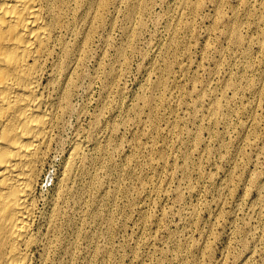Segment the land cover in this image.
<instances>
[{
  "label": "rangeland",
  "instance_id": "rangeland-1",
  "mask_svg": "<svg viewBox=\"0 0 264 264\" xmlns=\"http://www.w3.org/2000/svg\"><path fill=\"white\" fill-rule=\"evenodd\" d=\"M111 1V2H110ZM115 3H114V2ZM120 1V2H119ZM150 1V0H149ZM152 1V2H151ZM149 2L148 5H152L151 8L148 6L147 9L145 10V13L144 11L141 12L143 13V15L141 13L140 14V17H139V14L136 15V18L134 20V24L132 23V28H135L136 30V33H139V36L138 34H135V36H128L127 34L125 35V32L123 30V28L126 26V22H122V21H126V20H123V18L125 19L124 17V14L125 13V9L127 7V0H109V3L105 6V8L103 9L102 11V15H103V22H99V23H96V25L94 26L95 28H93L94 30H92V33H91V38L88 42V48H87V51H86V55L84 56L83 60H82V64H78L77 65V68L75 66V72L73 70V74H72V87H71V95H70V100L69 103V107H67L68 110L63 109L64 111L60 110L58 111V115L59 119H61L62 123H63V126H62V123L61 121L59 120L58 121V125L56 124L54 127V130H53V134H52V140H51V143H50V149H48L47 151V154H46V157L44 159V162H43V165H42V168H41V172H40V175L38 177V180H37V185H36V188H35V195H36V208H35V213H34V217H33V228L35 231H38L39 234L41 235H44V238H43V241L42 242H45V244L47 245H44V248H43V245H42V242H36L34 243L32 249H31V253H30V264H91V262L94 260L96 262V264H264V88H263V92L261 94H254L253 92H251L248 88L247 90V85H246V81L247 79L251 78L252 76L258 81L260 80L261 76L263 75L264 73V67L263 65L261 64L260 62V59L262 58V55L264 54V16H260L261 15H264V4L262 5L261 2L264 3V0H248L249 3V9L246 10H242V6L239 2H235V0H217V1H221V12L222 15H221V18L222 19H219V22H218V17H217V14L215 13V8L213 7L214 4L211 2L209 3V1H206L205 3V7L203 6L199 11L198 13L196 12V14H192L190 15L189 17L185 18V19H189L191 21V19L194 18V22L193 20L191 21V28L190 29H185L182 27V25L180 24H177L178 27H176V32H177V35H178V38L183 41H186L185 42V45H187V47L185 45H178L176 47L178 48H173V52L172 50H170L169 52L171 53H166L165 55L166 56H171V54L174 53L175 51V54H176V59L177 57L179 56L180 58H182V60L180 61L179 59H175L174 61V66H173V70L169 73V74H166L169 75L167 77L164 76V79H166L165 83H166V86L165 87H160L161 89H166L164 91H162L160 88L158 89V93L156 91H154V95L155 97H159L162 92L164 93V95L167 97H165L166 101L165 103H158V107L156 109V112H157V128L159 129V135L158 133L156 132H153V130H150L148 127H146L144 125V122L143 120H145V117L147 116V113H148V110L146 108H144L143 110H141L140 112V116H139V119H137L138 117L136 116V114H134L133 110H132V105H134L135 103H137L138 99H137V94L141 93V92H144V91H147V93H151L149 92L150 89L148 87H146L147 85H149V83H151V81H153L154 79H156L157 75L159 76L160 74H162V66H163V58H162V55L160 56V51L162 52V50L165 48L166 46V37H168V35L166 36V32H167V28H166V25L169 26L170 24V21L168 19H170V11L172 12V14H175V10L177 11L178 9V2L176 0H151ZM162 1V2H161ZM164 1V2H163ZM169 1V2H168ZM216 1V0H214ZM224 1V3H223ZM255 1V3H254ZM154 2V3H153ZM158 2V3H157ZM160 2V4H159ZM260 2V3H259ZM125 3V4H123ZM175 3V5L173 4ZM231 3V4H230ZM236 3V4H235ZM239 3V4H238ZM112 4V5H111ZM119 4V5H118ZM212 4V5H211ZM223 4V5H222ZM226 4H229V6L231 7L230 10H227L226 11V8L229 9L230 7ZM234 4V5H233ZM259 4V6H258ZM126 7H125V6ZM164 5V6H163ZM166 5V7H165ZM169 5V8H170V11H169V8L168 10H165L167 9ZM225 5V6H224ZM262 5V7L260 6ZM112 6V7H111ZM119 6V7H118ZM123 6V7H122ZM252 6V8H251ZM116 7V8H115ZM175 7V8H174ZM225 7V8H224ZM234 7V9L236 8V13L238 14V16L241 18L242 20V35H244V39H245V43L243 45H239L238 44H233L230 42V40L227 38L226 34H225V27L227 25V23L229 22V20L231 19V16H233V11L234 9L232 10V8ZM258 7V8H256ZM121 8V9H119ZM150 10H149V9ZM153 8V9H152ZM212 8V9H211ZM241 8V9H240ZM262 10H261V9ZM109 9V10H108ZM118 9L120 11H118ZM253 9H256V10H253ZM258 9V10H257ZM113 10V11H112ZM122 10V11H121ZM150 12H149V11ZM165 10V11H164ZM173 10V11H172ZM213 10V11H212ZM225 10V11H224ZM232 10V11H231ZM240 10V11H239ZM253 10V12H252ZM118 11V13H117ZM124 11V12H123ZM168 11V13H167ZM230 11V12H229ZM250 11V12H249ZM259 11L261 13H259ZM106 12V13H105ZM123 12V13H121ZM164 12V13H163ZM166 12V13H165ZM206 14H204V13ZM257 13L259 14L258 16V19L260 18V20L256 19L255 16L253 17V13ZM263 12V13H262ZM109 13V14H108ZM211 13L213 15H211ZM106 14V15H105ZM115 14V15H114ZM117 14V15H116ZM147 14V15H146ZM150 14V15H149ZM168 14V15H167ZM198 14V15H197ZM204 14V15H203ZM216 14V16H214ZM226 14V15H225ZM240 14V15H239ZM246 14V18H244ZM108 15V17H107ZM114 15V16H112ZM122 15V16H121ZM142 15V17H141ZM145 15V16H144ZM153 15V16H152ZM156 15L158 17H156ZM167 15V16H165ZM203 15V17H202ZM206 15H209V16H206ZM211 15V16H210ZM229 15V16H227ZM115 16H116V19H115ZM138 16V17H137ZM147 16V18H146ZM149 16V17H148ZM151 16V18H150ZM165 16V17H164ZM195 16L197 18H195ZM199 16V18H198ZM205 16V17H204ZM217 19H214V17ZM226 16V18H224ZM252 16V17H251ZM111 19H110V18ZM161 17H162V20H161ZM213 17V18H212ZM107 18V19H106ZM121 18V19H120ZM142 18V19H141ZM155 18V19H154ZM157 18L159 20H157ZM210 18V19H209ZM229 20H228V19ZM248 18V19H247ZM114 21H113V20ZM200 19V21H199ZM202 19V20H201ZM214 19V20H213ZM226 19V20H225ZM255 19V20H254ZM107 20V21H106ZM122 20V21H120ZM145 20V21H144ZM156 23H155V21ZM197 20V21H196ZM207 20V21H206ZM221 20V21H220ZM225 20V21H224ZM249 20V22H248ZM252 20V21H251ZM254 20V21H253ZM259 21V23L257 21ZM108 21H110L108 23ZM111 21H113V27L111 26ZM139 21H141L143 23L140 24L138 23ZM144 21V22H143ZM159 21V22H158ZM165 21V22H163ZM169 21V22H168ZM212 21V22H211ZM263 21V22H261ZM107 22V23H106ZM116 22V23H115ZM167 22V23H166ZM203 22V24L201 23ZM210 22V23H209ZM218 22V23H217ZM224 24H223V23ZM245 22V24H244ZM256 24H255V23ZM135 23H138L135 24ZM165 23V25L163 24ZM198 25H197V24ZM201 23V24H200ZM214 23V25H212ZM220 23V24H219ZM253 23V25H252ZM98 24V25H97ZM103 24L105 26V28H103ZM106 24V25H105ZM123 24V25H122ZM156 24V25H155ZM199 24L201 26H199ZM212 26H211V25ZM255 24V25H254ZM258 24L260 26V28L258 27ZM101 25V27H100ZM110 27H109V26ZM139 25H142L139 26ZM161 25V26H160ZM225 25V26H224ZM247 27H246V26ZM250 25V26H248ZM252 25V26H251ZM257 25V27H256ZM100 28H99V27ZM107 26V27H106ZM161 28H160V27ZM165 26V27H164ZM199 26V27H198ZM211 26V27H209ZM214 26V27H213ZM219 26V27H218ZM85 27V25H84ZM97 27V28H96ZM140 31H139V29ZM180 27V28H179ZM194 27V28H193ZM209 27V28H207ZM213 27V28H212ZM217 28V29H214V28ZM250 27V28H249ZM112 28V29H111ZM159 28V29H158ZM166 28V29H165ZM182 28V29H181ZM207 28V29H205ZM246 28V29H245ZM255 28L257 30H255ZM156 29V30H155ZM185 29V30H184ZM200 29V30H199ZM262 29V31H260ZM106 30L108 31V33L106 32ZM159 30V32H158ZM164 30V31H163ZM166 30V31H165ZM179 30H184V31H179ZM190 30V32L188 31ZM196 30H198L196 33ZM207 30V31H205ZM211 30V31H209ZM214 30V31H213ZM245 30V31H244ZM101 31V33H99ZM122 31V32H121ZM156 31V32H155ZM179 31V32H178ZM187 31V32H186ZM200 31V32H199ZM203 31H205L203 33ZM213 31V32H212ZM217 31V32H216ZM98 32V33H97ZM106 32V34H105ZM122 34H121V33ZM124 32V33H123ZM155 32V33H154ZM163 32V33H162ZM184 32H185V35H184ZM192 32V33H191ZM195 34H194V33ZM211 32V33H210ZM220 32L221 35H220ZM224 32V33H223ZM249 32V33H248ZM260 32H262L260 34ZM104 33V34H103ZM163 35H162V34ZM202 33V34H201ZM258 33V35H257ZM96 34V35H95ZM101 34V35H100ZM108 34V35H107ZM121 34V35H120ZM160 34V35H159ZM168 34V32H167ZM183 34V35H181ZM208 34V35H207ZM214 34V35H213ZM219 36H218V35ZM225 36H224V35ZM246 34V36H245ZM261 35V39H260V35ZM104 35V36H103ZM137 35V36H136ZM181 35V37H180ZM194 35V36H193ZM216 35V36H215ZM254 37H252V36ZM106 36V37H105ZM121 36V37H120ZM125 36V38H124ZM157 36V37H156ZM158 36L161 38H158ZM162 36V37H161ZM164 36V37H163ZM190 36V37H189ZM193 36V37H192ZM209 36V37H208ZM252 38H250V37ZM256 36V37H255ZM259 36V37H258ZM102 37V38H101ZM105 37V38H104ZM129 37V38H128ZM134 37V38H133ZM136 37H139V38H136ZM192 37V38H191ZM216 37V38H215ZM263 37V38H262ZM105 41H102L104 40ZM106 38H107V41H106ZM134 39V40H131ZM156 38V39H155ZM158 38V39H157ZM188 38V39H187ZM212 38V39H210ZM250 38V39H249ZM126 41V43H131V46L127 44H124L125 42L122 43V41ZM124 39V40H123ZM186 39V40H185ZM214 39V40H213ZM216 39V40H215ZM219 39V40H218ZM222 39V40H221ZM249 39V40H248ZM254 39V40H252ZM256 41L257 40H260V41ZM131 40V41H130ZM160 40V41H159ZM162 40V42H161ZM164 40V42H163ZM191 40V41H189ZM211 40V41H210ZM225 40V41H224ZM227 40V41H226ZM261 40L263 42H261ZM121 41V42H120ZM127 41H130V42H127ZM218 41V42H217ZM222 41V42H221ZM249 41V42H248ZM251 41V43H250ZM253 41V42H252ZM111 42V46H110V43ZM133 42V43H132ZM157 42V43H155ZM189 42V43H188ZM209 42V43H208ZM214 42V43H213ZM230 42V43H229ZM259 42L262 44L260 45ZM97 43V44H96ZM108 43V44H107ZM122 43V44H121ZM150 43V44H149ZM153 43V44H152ZM188 43V44H187ZM207 43V44H205ZM213 43V44H212ZM220 43V44H219ZM228 43V45H227ZM104 44V45H103ZM124 44V45H123ZM134 44V46H133ZM160 47V44H164L163 46L161 45V47L158 49V47ZM191 44V45H190ZM210 44V45H209ZM217 44V45H216ZM225 44L227 45L225 47ZM248 44V45H247ZM259 44V45H258ZM102 45V47H101ZM117 45H121V47L123 46V50H124V53L122 51V55L118 56L116 55L117 51H116V46ZM147 45H150V46H147ZM189 45V46H188ZM194 45V46H192ZM205 45V46H204ZM207 45L209 48H207ZM216 45V46H215ZM232 45V47H231ZM245 45V46H244ZM251 45V46H249ZM255 45V46H254ZM97 46V47H96ZM109 48H108V47ZM130 46V47H129ZM183 46V47H182ZM215 46V47H214ZM222 46V47H221ZM225 48H224V47ZM238 46V48H237ZM242 48H241V47ZM248 46V47H247ZM262 46L263 47V50H262ZM91 47V48H90ZM105 47V48H103ZM127 47V48H126ZM131 47L135 48V49H131ZM149 47V48H147ZM151 47L154 49L152 50ZM180 47V48H179ZM187 48L189 50V47H190V50H189V53H187L188 51H186L187 49H184ZM202 47V48H201ZM206 47V48H204ZM216 48L214 50V48ZM229 47V48H228ZM255 47H258V48H255ZM90 48V49H89ZM93 48V49H92ZM99 50H98V49ZM108 48V49H107ZM120 46H118V49L119 50ZM146 48V49H145ZM183 48V50H181ZM194 48V49H192ZM222 48H224L223 50H226V51H223ZM236 48V49H235ZM104 49V50H102ZM106 49V50H105ZM155 49H158V50H155ZM175 49V50H174ZM177 49V50H176ZM179 49V50H178ZM200 49V50H199ZM209 49V51H208ZM212 49V51H211ZM235 49V50H234ZM241 49V50H240ZM245 49H248V56L247 58H245L243 56V52ZM128 52H127V51ZM147 50V51H145ZM181 50V52H180ZM185 50V51H184ZM192 50V51H191ZM219 50V51H218ZM223 54H222V52ZM257 50V51H256ZM262 52H261V51ZM92 53H91V52ZM103 54H102V52ZM131 51V52H129ZM153 53H152V52ZM156 51V52H155ZM158 51V52H157ZM183 51V52H182ZM198 51V52H197ZM216 53H215V52ZM232 51V52H231ZM241 51V52H239ZM95 52V53H94ZM99 54H98V53ZM115 52V53H114ZM149 55H147L146 53ZM151 52V53H150ZM203 52V53H202ZM214 52V53H213ZM220 52H221V55H220ZM234 52V54H233ZM260 52V53H259ZM106 57H105V55ZM147 55V57L144 55ZM155 53V54H154ZM159 53V55H158ZM181 53H185V55H189L190 56H185L184 54H181ZM195 53V54H193ZM199 53V54H198ZM207 53V54H206ZM209 53V54H208ZM92 56V57H90ZM104 57H102V55ZM115 54V55H113ZM129 54V55H128ZM178 54V56H177ZM207 55L206 57L204 55ZM212 54V56H211ZM219 54V56H218ZM231 56H229V55ZM97 55V56H96ZM152 55V56H151ZM156 55V56H155ZM182 55V56H181ZM195 55V56H194ZM211 57H210V56ZM216 55V56H214ZM232 55L234 57H232ZM236 55V56H235ZM241 55V56H240ZM99 56V57H98ZM114 56V58H113ZM118 56V57H117ZM122 56V58H121ZM125 56L127 58H125ZM199 56V57H198ZM201 56V58H200ZM224 58H223V57ZM261 56V57H260ZM98 57V58H97ZM102 57V58H101ZM117 57V59L115 58ZM124 57V58H123ZM145 57V58H144ZM158 57H161V58H158ZM188 57H190L191 59H189ZM207 58V59H204ZM209 57V58H208ZM214 57V58H213ZM220 57H221V60H220ZM230 57V59H229ZM238 59H237V58ZM259 57V61L257 60ZM96 58V59H95ZM120 58V59H119ZM144 58V59H143ZM155 58V59H154ZM196 58V59H194ZM219 58V59H218ZM228 58V59H227ZM245 58V60H244ZM252 58V60L250 59ZM117 61H116V60ZM123 59H127L126 62L125 60L123 61ZM159 62H158V60ZM161 59V60H160ZM184 59V60H183ZM194 59V60H193ZM210 59V60H209ZM212 59V60H211ZM215 59V61L213 60ZM218 59V60H217ZM235 59V61H234ZM255 59V60H254ZM101 60H103L101 62ZM191 60V61H190ZM200 60V61H198ZM220 60V61H219ZM224 60V61H223ZM226 60V62H225ZM232 60H233V67L232 66ZM250 63V67L247 68V64H245L247 61ZM100 61V62H99ZM112 61L114 62L112 64ZM118 61H122L121 62H118ZM152 61V62H150ZM185 61V62H184ZM188 61V63H187ZM199 63H198V62ZM219 61V62H218ZM241 61V62H240ZM244 61H246L245 63H243ZM258 61V62H257ZM85 62V63H84ZM98 62L101 64V65H98ZM109 62V63H108ZM118 64H117V63ZM150 62V64H148ZM177 62V63H176ZM191 64H190V63ZM198 63V64H195ZM218 62V63H217ZM223 62V63H222ZM228 62V63H227ZM230 62V64H229ZM241 64H240V63ZM257 62V63H256ZM152 63H155V64H159V65H153ZM182 63H184L185 65V68L186 70L188 69V71H181L178 67V64L180 66H182ZM187 63V65H186ZM226 63V64H225ZM238 63V64H237ZM243 63V64H242ZM256 65H255V64ZM261 65H259V64ZM84 64V65H83ZM97 64V65H96ZM116 66V68H119L118 70L115 69L116 71V78L115 80H111L108 84V81H107V77H108V73H109V70L111 67ZM147 66H146V65ZM190 64V65H189ZM224 64V65H222ZM229 64V65H228ZM82 65V66H80ZM108 65V66H107ZM125 65V66H124ZM145 65V66H144ZM176 65V66H175ZM183 65V66H184ZM193 65V66H192ZM217 65L220 66L217 68ZM228 65V66H227ZM242 65V66H241ZM255 66V67H252V66ZM121 66V67H120ZM153 66V67H152ZM216 66V68H215ZM232 66V67H231ZM238 66V67H237ZM260 66V67H259ZM82 67V68H81ZM84 67V68H83ZM145 67V68H143ZM152 69H151V68ZM157 67V68H156ZM196 67H198L197 71H196ZM201 67V68H200ZM222 67V68H221ZM225 67V68H224ZM227 67H230V68H227ZM257 67V68H256ZM263 67V68H262ZM104 68V69H102ZM109 68V69H108ZM122 68V69H121ZM148 68V69H146ZM156 68V71L155 73L152 72L154 71ZM178 68V69H176ZM240 68V69H239ZM254 68V69H253ZM262 68V70H261ZM77 69V70H76ZM81 69V70H79ZM102 69V70H100ZM191 69V70H190ZM202 69V70H200ZM214 69V70H213ZM223 69V70H222ZM84 70V72H83ZM107 70V72H106ZM125 72H121V71ZM143 70H145L144 72L145 73H142ZM149 72H148V71ZM161 72H160V71ZM181 71L179 73V71ZM193 70V71H192ZM194 70L196 72H194ZM210 70V71H209ZM212 70V71H211ZM217 70V71H216ZM219 70V71H218ZM227 70V71H226ZM238 70V71H237ZM247 70V71H246ZM252 70V71H251ZM258 70V71H257ZM78 71V72H77ZM82 71V73L80 72ZM98 71V72H97ZM106 72V73H103V72ZM120 71V72H119ZM205 71V72H204ZM226 72V73H223ZM229 71V72H228ZM233 71V72H232ZM235 71V73H234ZM261 71H262V74H261ZM48 72V73H47ZM50 71L48 69L45 70L44 72V77H43V81L46 82L48 78H50L49 76V73ZM102 72V73H101ZM118 72V73H117ZM147 72V73H146ZM152 72V73H151ZM194 72V73H193ZM198 72V73H197ZM209 72V74H208ZM216 72V73H215ZM219 72V73H217ZM258 72V73H257ZM122 73V75H121ZM188 73V74H187ZM211 73V74H210ZM232 73V74H231ZM246 73V74H245ZM249 73V75H248ZM252 73V74H251ZM256 73V74H255ZM79 74V75H78ZM82 74V75H80ZM106 74V75H105ZM119 74V75H118ZM144 74V75H143ZM146 74V75H145ZM172 74H174L175 76L173 77ZM179 74L181 77H179ZM184 74V75H182ZM186 74V75H185ZM197 74V75H196ZM199 74V75H198ZM214 76H213V75ZM218 74V75H217ZM226 74V75H224ZM228 74V75H227ZM229 74L231 76L232 79H234V81L236 82L237 81V84H238V89L237 91L231 89V88H224V84L225 83V80L226 77L227 78H230L229 77ZM236 77H234L235 75ZM94 75V76H93ZM105 75V76H103ZM149 75V76H148ZM224 75V76H222ZM261 75V76H260ZM75 76V77H73ZM79 76V77H78ZM81 76V77H80ZM97 76V77H96ZM99 76V78H98ZM120 76V77H118ZM155 76V77H154ZM186 76V77H185ZM210 76V77H209ZM244 78V80L240 77ZM259 76V77H258ZM104 77V78H103ZM142 77V78H141ZM168 77L173 80L171 81L170 79H168ZM184 77V78H182ZM196 79H194V78ZM213 77V78H212ZM222 77H224L222 79ZM246 77V78H245ZM78 78V80H76ZM92 78V79H91ZM96 78V79H95ZM144 78V79H143ZM173 78V79H172ZM178 78V79H177ZM179 78H182L184 80H181ZM237 78V79H236ZM75 79V80H74ZM147 79V80H146ZM152 79V80H151ZM177 79V80H176ZM196 82H194L193 81ZM213 79V80H212ZM216 79V80H215ZM225 79V80H224ZM241 80V83H240V80ZM91 80V81H90ZM117 80V81H116ZM141 80V81H140ZM144 80V82H143ZM169 80V81H168ZM180 80V81H179ZM199 80V81H198ZM212 80V81H211ZM220 80V81H219ZM224 80V81H223ZM82 81V82H81ZM105 81V82H104ZM146 81V82H145ZM171 81V82H170ZM188 81V82H187ZM209 81V82H208ZM215 81L217 82L216 85H215ZM245 81V82H244ZM74 82V83H73ZM107 82V83H106ZM115 82V83H113ZM144 84H143V83ZM171 84H169V83ZM184 83V84H180V83ZM193 82L194 84H191ZM200 82V83H199ZM220 82V83H219ZM76 83V86H74ZM79 83V84H78ZM83 84V87L81 84ZM91 83V84H90ZM139 83V84H138ZM148 83V84H147ZM190 85H189V84ZM209 83V84H208ZM78 84V86H77ZM175 84V85H174ZM178 84V85H177ZM208 84V85H206ZM213 84L215 85L214 87H211L213 86ZM221 87H220V85ZM105 85H108V86H105ZM113 85V86H112ZM145 85V86H144ZM174 85V86H173ZM177 85V87H176ZM185 85V86H184ZM192 85H195L196 88H194V91L191 89V87H194ZM219 85V86H218ZM104 86V87H103ZM111 86V87H110ZM141 88H140V87ZM144 86V87H143ZM208 86V87H207ZM240 86V87H239ZM264 86V85H263ZM75 87V88H74ZM81 87V88H80ZM106 87V90L104 89ZM138 87V89H137ZM143 87V89H142ZM172 87V88H171ZM174 87V88H173ZM180 87V88H179ZM183 87V88H182ZM198 87V88H197ZM207 87V88H206ZM217 87V89L215 88ZM223 87V88H222ZM244 87V88H243ZM111 88V90L109 89ZM114 91H113V89ZM175 88H178L179 91L181 92H176L178 91V89H175ZM182 88V89H181ZM210 88H213L215 90H211ZM222 88V90H221ZM241 88V89H240ZM79 89V90H78ZM84 89V90H83ZM104 89V90H102ZM109 89V91H108ZM142 89V91H141ZM149 89V90H148ZM175 89V91H174ZM181 89V90H180ZM184 89V90H183ZM244 89V90H243ZM73 90V91H72ZM81 90V91H80ZM117 90V91H116ZM140 90V91H139ZM167 90V92H166ZM170 90V92H169ZM234 91V94H233V91ZM76 91V92H75ZM80 91V92H79ZM107 91V92H106ZM112 91V93H111ZM121 91V92H120ZM172 91V92H171ZM189 91V92H188ZM212 91V92H210ZM215 91V92H214ZM223 91V92H221ZM243 91V92H242ZM105 92V93H103ZM120 92V93H119ZM135 92V93H134ZM169 92V93H168ZM185 96H184V94ZM188 92V93H187ZM196 92H198L196 94ZM204 92L206 94H204ZM221 95H219L220 93ZM226 92V93H225ZM231 92V93H230ZM237 92V93H235ZM240 92V93H239ZM245 92V93H244ZM79 93V95H78ZM109 93L107 96L106 94ZM111 93V94H110ZM119 93V94H118ZM134 93V94H133ZM137 93V94H136ZM166 93V94H165ZM177 93L178 97L175 96V94ZM190 93V94H189ZM194 93V94H193ZM216 93V95L214 94ZM224 93V94H223ZM73 94V95H72ZM75 94V95H74ZM157 94V95H156ZM189 94V95H188ZM192 94V95H191ZM203 94V96L201 95ZM214 94V95H213ZM232 94V96L230 95ZM237 94V95H236ZM77 95V96H76ZM81 95V96H80ZM133 95V96H132ZM173 95V96H172ZM191 95V96H190ZM223 95V96H222ZM242 95V97H241ZM244 95V96H243ZM256 97L255 99L254 98H251V97ZM262 95V96H261ZM80 96V97H78ZM136 96V97H134ZM171 96V97H169ZM182 96V97H181ZM197 99H195V97ZM202 96V97H201ZM217 96V98H222L224 99V102L227 103V106L224 110V115H225V118L222 119V121H218V122H215L213 124H209L208 122V116H209V110H210V107H211V100L212 98ZM233 96L235 98H233ZM237 96H239L237 98ZM261 96V97H260ZM127 97V98H126ZM131 97V99H129ZM184 97V98H183ZM191 97V98H190ZM206 97V98H205ZM209 97V98H208ZM229 97V98H228ZM230 97H231V100H230ZM250 97V98H249ZM260 99H258V98ZM81 98V99H80ZM133 98V99H132ZM172 98V99H170ZM174 98V100H173ZM177 98V99H175ZM180 100H179V99ZM193 98H194V102H193ZM204 100V102L201 101ZM237 98V99H236ZM240 98V100H239ZM263 98V99H261ZM105 99V100H104ZM126 99V100H125ZM129 99V100H128ZM168 99V100H167ZM234 99V100H233ZM261 103H259L258 101ZM82 100V101H81ZM133 100V101H132ZM179 100V101H178ZM191 100V102H190ZM196 100V101H195ZM207 100V101H206ZM227 100V101H226ZM246 100V102H244ZM251 102H250V101ZM253 100L256 101L255 103H253ZM263 100V101H262ZM75 101V102H74ZM105 101V102H104ZM117 101V102H116ZM124 103H123V102ZM128 101V102H127ZM132 101V102H131ZM171 101V102H170ZM179 103H178V102ZM184 101V102H183ZM201 101V102H200ZM232 101V102H231ZM73 102V103H72ZM77 102L81 103V104H77ZM113 102V104H111ZM120 102V103H119ZM122 102V104H121ZM126 102V103H125ZM169 102V103H168ZM188 104H186V103ZM229 102V104H228ZM239 102H242V105L240 106L241 103ZM248 102V103H247ZM104 105V107H100L102 104ZM109 103V104H108ZM117 103V104H116ZM132 103V105H131ZM192 105H191V104ZM203 103V104H202ZM208 103V104H207ZM231 103V104H230ZM234 103V104H233ZM237 105L238 103V107L235 105ZM243 103H246V104H243ZM259 103V104H258ZM77 104V106H76ZM163 104V105H162ZM165 104V105H164ZM168 106H167V105ZM172 104V105H171ZM176 106H174V105ZM178 104V105H177ZM180 104V106H179ZM185 104V105H184ZM195 104V106L193 105ZM197 104V105H196ZM202 104V105H201ZM253 104V105H252ZM256 106H255V105ZM82 105V106H81ZM107 105V106H106ZM110 105V107H108ZM116 107H115V106ZM117 105H121L120 107L122 108L121 110V113H120V107L117 106ZM124 105V106H123ZM130 105H131V108H130ZM206 105V106H205ZM210 105V107H208ZM231 105V106H230ZM249 105V107L247 106ZM80 106V107H79ZM174 106V107H173ZM200 106V107H199ZM231 108H230V107ZM235 108H234V107ZM251 106V107H250ZM253 106V107H252ZM76 107V108H75ZM78 107V108H77ZM84 107V108H83ZM128 110H127V108ZM172 107V108H170ZM177 109H176V108ZM194 110H193V108ZM197 107V108H196ZM229 107V109H228ZM246 107V108H244ZM75 108V110H74ZM80 108V109H79ZM83 108V109H82ZM110 108V109H109ZM120 108V109H119ZM163 108V110H162ZM200 108V110L198 109ZM206 108V109H205ZM209 108V110H208ZM241 108V110L239 111V109ZM252 108L253 110L255 111H252ZM100 111H99V110ZM103 109V110H102ZM107 109V110H106ZM117 109V110H116ZM131 109V110H130ZM167 109V110H166ZM177 111H175V110ZM179 109V111H178ZM244 109V110H243ZM70 110V111H69ZM72 110V113H70ZM80 110V111H79ZM112 110V112H111ZM116 110V111H115ZM166 110V111H165ZM196 110V111H195ZM208 110V111H206ZM233 110V112H232ZM237 111V114L235 113ZM246 110V111H245ZM249 110V111H248ZM67 111L69 113H67ZM99 111V113H98ZM109 111V112H108ZM124 111V112H123ZM127 111H129L127 113ZM147 111V112H145ZM193 111V112H192ZM230 111V112H229ZM239 111V112H238ZM245 111V112H244ZM252 111V112H251ZM77 112V113H76ZM81 114H78L80 113ZM104 112V113H103ZM144 112V113H143ZM162 112V113H161ZM175 112V113H174ZM177 112V113H176ZM206 112V113H205ZM208 112V113H207ZM242 114H241V113ZM256 112V113H255ZM95 113V114H94ZM97 113V114H96ZM112 113V114H110ZM117 113V115H116ZM168 113V114H167ZM169 113H171L172 115H170ZM197 113V114H196ZM201 113V114H200ZM236 115H234V114ZM251 113V114H250ZM254 113V115L256 116H252V114ZM69 114V115H68ZM72 114V115H71ZM78 114V115H77ZM99 114V115H98ZM101 114V115H100ZM129 114L128 117H126L127 115ZM133 114V115H131ZM162 114V115H161ZM192 114V115H191ZM200 114V115H198ZM206 114V115H204ZM228 114V116H227ZM244 114V116H243ZM97 118L98 116V119H94L95 117ZM104 115V116H103ZM114 115V116H113ZM122 115V116H121ZM135 115V117H133ZM160 117H159V116ZM165 115V116H164ZM174 119H172L170 116ZM175 115V116H174ZM178 115V116H177ZM230 115V117H229ZM234 115V117H233ZM70 116V117H69ZM76 116H81L82 118L84 119H81V117H79V119L76 117ZM109 116V118L107 117ZM111 116L113 118H111ZM121 116V117H120ZM162 116V117H161ZM191 116V117H189ZM205 118H204V117ZM69 117V118H68ZM123 117V119H122ZM125 117V118H124ZM131 117L135 118V119H131ZM181 119H180V118ZM185 117V118H183ZM189 117V118H188ZM194 117V118H193ZM198 117V118H197ZM227 117V118H226ZM229 117V118H228ZM239 117V118H238ZM249 117V118H248ZM64 118L66 120H64ZM105 121H104V119ZM118 118V119H116ZM162 118V119H160ZM165 120H164V119ZM178 118V119H177ZM192 118V119H191ZM234 118V119H232ZM251 118H253L251 120ZM77 119V120H76ZM103 119V120H102ZM109 119V120H107ZM125 119V120H124ZM128 119L130 121H128ZM169 119V121H167ZM172 119V120H171ZM197 119V120H195ZM200 119V120H199ZM203 119V120H201ZM237 119V120H236ZM248 121H247V120ZM94 120V121H93ZM114 123L111 124V121ZM116 120V121H115ZM124 120V121H123ZM134 120V121H133ZM139 120V121H138ZM142 120V122H141ZM175 120V121H174ZM179 120V121H178ZM185 120V121H184ZM207 122H206V121ZM243 122H242V121ZM251 120V121H250ZM67 121V122H66ZM94 124H93V122ZM99 121V123H97ZM121 121V122H120ZM163 123H162V122ZM188 121V122H187ZM194 121V122H193ZM200 121V123H199ZM230 121V123H229ZM250 121V122H249ZM253 121V122H252ZM259 121V122H258ZM66 122V123H65ZM92 122V123H91ZM107 122V123H106ZM120 122V123H119ZM124 124V127L121 126L120 124ZM126 122V123H124ZM128 122L130 123V125L128 124ZM132 122V123H131ZM137 122V123H136ZM164 122L169 123V125L165 124L164 125ZM185 122V123H184ZM228 122V123H227ZM233 122V123H232ZM257 122V124L255 123ZM61 123V124H60ZM97 123V124H96ZM102 123V124H100ZM118 126V123H119V126L117 129H112L110 128L111 125H116ZM140 123V124H139ZM160 123V124H159ZM179 123V124H178ZM219 123V124H218ZM230 124L229 126L227 124ZM65 124V125H64ZM100 124V125H99ZM108 127H107V125ZM111 124V125H109ZM171 124V125H170ZM198 124V125H197ZM210 126H209V125ZM216 124V125H215ZM222 124V125H221ZM225 124V125H223ZM77 125H79L78 127H76ZM128 125V126H127ZM134 125V126H133ZM136 125V126H135ZM140 125V126H139ZM144 128H143V126ZM161 125V126H160ZM164 127H163V126ZM90 126V127H89ZM93 126V128H92ZM99 126V127H98ZM102 126V127H101ZM106 126V127H105ZM127 126V127H126ZM166 126V127H165ZM175 126V127H174ZM206 126V128H204ZM217 126V127H216ZM222 126H224L222 128ZM239 126V127H238ZM252 126V128H251ZM76 127V128H75ZM83 129H82V128ZM125 127L128 129H126L125 131ZM131 127L130 131H129V128ZM135 127V128H134ZM137 127V128H136ZM139 127V128H138ZM142 127V129H141ZM145 127L147 128V131L145 129ZM163 127V129H162ZM171 127V128H170ZM179 127V128H178ZM212 127V129H211ZM235 127H236V132L235 131ZM256 127V128H255ZM56 128V129H55ZM58 128V129H57ZM61 128H63L61 130ZM74 128V129H73ZM94 129L96 130L95 132L93 130ZM108 128V129H106ZM165 128H168V130H166ZM173 128V130H172ZM178 130H177V129ZM181 128V129H180ZM208 128V130H207ZM227 128V129H226ZM250 128V129H249ZM99 129V131H98ZM105 129V130H104ZM110 131H107L109 130ZM177 131H175V130ZM183 129V130H182ZM211 129V130H210ZM227 130L226 132L224 131ZM229 129V130H228ZM233 129V130H231ZM241 129V131H240ZM61 130V132H60ZM78 130V131H76ZM81 130V131H80ZM84 130V131H83ZM90 132H89V131ZM102 130V131H100ZM114 130V132H113ZM117 130V131H116ZM140 130V131H139ZM145 130L148 132L147 134L144 135ZM172 132H170V131ZM181 130V131H180ZM196 130L198 133H200V141L196 142L195 144V141L193 140V134L196 133ZM206 130H207V133H206ZM215 130L217 132H215ZM55 131V132H54ZM59 133H58V132ZM66 131V132H65ZM75 131V133L72 134V132ZM104 131H106L104 133ZM112 131V132H111ZM126 134H125V132ZM133 131V133L131 132ZM142 131V132H141ZM152 131V132H151ZM168 132V135H167V132ZM184 131V132H183ZM186 131V132H185ZM200 131V132H199ZM229 131V133H228ZM256 132V133H253V132ZM93 132V134H91ZM100 132H103V133H100ZM118 132V133H117ZM128 132V133H127ZM130 132V133H129ZM141 132V133H140ZM164 132V133H163ZM175 132V133H174ZM181 132V133H180ZM218 136H212L214 135V133ZM223 132V133H222ZM225 132V134H224ZM234 132V133H233ZM242 132V133H241ZM250 132V133H249ZM79 133V134H77ZM81 133V134H80ZM95 133V134H94ZM100 133V134H99ZM108 133V134H107ZM112 133V134H111ZM114 133V134H113ZM123 133V134H122ZM140 133V134H139ZM188 134L187 135V138H186V135L184 134ZM210 135H209V134ZM222 133V134H221ZM55 134V135H54ZM58 134V135H57ZM90 134V135H89ZM97 134V136H96ZM129 136H128V135ZM131 134L133 136H131ZM150 134V135H149ZM156 134H157V137H156ZM164 137H162V135ZM174 134V135H173ZM176 134V135H175ZM212 134V135H211ZM243 136H242V135ZM248 134V135H247ZM255 134V135H254ZM57 135V136H56ZM81 135V136H80ZM87 135L90 136L91 139H89V136L87 138ZM107 135V136H106ZM111 135V136H110ZM126 135V137H125ZM138 135V136H137ZM141 135V136H140ZM144 135V136H143ZM149 135V136H148ZM153 135V136H152ZM172 135V136H171ZM180 135V136H179ZM189 135L191 136V138L189 137ZM210 136V138L207 139L208 136ZM223 135V136H222ZM238 135V136H236ZM250 137L248 138L247 136ZM58 138H56V137ZM71 136V137H70ZM77 136V137H76ZM103 136V137H102ZM106 136V138H105ZM113 136V137H112ZM128 136V137H127ZM147 136V137H146ZM152 138H151V137ZM166 136V137H165ZM178 136V137H177ZM206 136V137H205ZM235 136V137H234ZM246 136V137H245ZM258 136V137H257ZM93 137V138H92ZM100 137V138H99ZM125 137V138H124ZM131 137V138H130ZM141 138L140 140L138 138ZM156 137V139H155ZM173 137V138H172ZM175 137V138H174ZM180 137V138H179ZM205 137V139H204ZM243 137H245L243 139ZM72 138V139H71ZM77 138V139H76ZM82 138V139H81ZM84 138V139H83ZM95 138V139H94ZM106 141V143H104V139ZM111 138V139H110ZM120 138V139H119ZM131 140H130V139ZM150 138V139H148ZM160 138V139H159ZM163 138V139H162ZM172 138V139H171ZM184 138V139H183ZM215 138V139H213ZM237 138V139H236ZM242 138V139H241ZM57 139V141H56ZM80 139V141H79ZM97 139V141H95ZM99 139V140H98ZM103 139V140H102ZM109 139V140H108ZM117 143L121 142L119 145V148L116 149L114 148V143L115 140ZM118 139V140H117ZM132 142V143H130ZM138 139V140H137ZM145 139V140H144ZM175 141H174V140ZM188 139V140H187ZM204 139V140H203ZM220 139V141L218 140ZM249 139V140H247ZM254 139V141H253ZM83 142H82V141ZM88 140V141H87ZM90 140H93L90 141ZM114 142H113V141ZM125 140V141H124ZM135 140V141H134ZM154 140V141H152ZM163 140V142L161 141ZM167 140V141H166ZM170 140V141H168ZM186 140V142H184ZM213 140V142L211 141ZM237 140V142H236ZM240 142H239V141ZM244 140L246 141V143H244ZM253 141V143L250 142ZM71 141V142H70ZM74 141L76 142H79L82 146V149H83V155L86 156V159L84 160L83 158L85 156H83L82 160L80 161V163H78L76 165V167L74 168V176L72 175V177H70L69 179H67L66 181L63 179V171L65 169V163H66V160H67V157H68V154H69V150L71 148V144L75 143ZM86 141V142H85ZM91 143H90V142ZM99 141V143H98ZM108 141V142H107ZM128 141V142H127ZM141 143H139V142ZM173 141V142H172ZM180 141V142H179ZM193 141V143L195 144V148L193 146V143L191 142ZM204 141V142H203ZM94 142L95 143H98V145L100 146L99 150L96 148V144L94 145ZM103 142V143H102ZM112 142V144L110 143ZM127 142V144H126ZM137 142V143H135ZM145 142V144H144ZM151 144H150V143ZM162 142V143H160ZM169 142V143H168ZM172 142V143H171ZM176 142V143H175ZM248 142V144H247ZM108 143L107 146H103V145H106ZM130 145H129V144ZM149 143V144H148ZM155 145H154V144ZM159 145H158V144ZM185 143V144H183ZM189 146H188V144ZM237 143V144H236ZM243 143V144H242ZM251 146H250V144ZM102 144V145H101ZM122 144V145H121ZM144 144V146H143ZM164 144V145H163ZM173 144V145H172ZM176 144V145H175ZM182 144V145H181ZM205 144V145H203ZM209 144V145H208ZM132 145V146H131ZM133 145H138L141 147V151H143L142 153H146V155H142V153L139 155V154H135L134 155V159L131 161V162H128V158H130V155L132 156V152L134 148ZM149 145V146H148ZM162 145V146H160ZM166 145V146H165ZM186 145V146H185ZM221 145V146H220ZM240 145V146H239ZM87 146V147H85ZM131 146V147H129ZM158 146V147H157ZM174 150H172V148ZM180 146V147H179ZM193 146V147H192ZM204 148H203V147ZM206 146V148H205ZM221 148H220V147ZM222 146H226L225 148H222ZM243 146H245V150L242 149ZM106 147V148H105ZM114 149H112V148ZM125 147V148H124ZM162 147V148H161ZM167 147V148H166ZM179 147V148H178ZM185 147V148H183ZM211 147V148H209ZM234 147H236L234 149ZM241 147V148H239ZM102 148V149H101ZM111 150H110V149ZM123 148V150H122ZM128 148V149H127ZM149 148L152 150H149ZM192 148V149H191ZM218 148V149H217ZM253 148V149H252ZM87 149V152L86 150ZM89 149V150H88ZM104 149V150H103ZM108 149L111 151V153L108 151ZM120 149V150H119ZM157 149H163L165 150V154L166 156H168L164 163H162L161 165L159 166H156V167H152L151 165H149V163L147 162V158H151L153 157V159H157L155 157L156 155V150ZM181 149V150H180ZM185 149V150H183ZM191 149V150H189ZM194 149V150H193ZM200 149V150H198ZM203 149V150H202ZM206 149V150H205ZM214 149V150H212ZM226 149V150H224ZM229 149V150H228ZM242 149V151H241ZM53 150V151H52ZM93 150V151H91ZM104 152H103V151ZM106 150V152H105ZM116 150V152H115ZM119 150V151H118ZM147 150V151H146ZM170 150H172L173 152H171ZM198 150V151H197ZM203 152H202V151ZM209 153H208V151ZM223 150V151H222ZM228 150V151H227ZM236 150V152L234 153V151ZM240 152H239V151ZM96 151V152H95ZM103 153H102V152ZM118 151V152H117ZM122 151V153H121ZM168 151V152H167ZM181 151V152H180ZM184 151V152H182ZM194 151V152H193ZM197 153H196V152ZM215 153H214V152ZM219 151V152H218ZM244 151V153H243ZM90 152V153H89ZM93 152V154H92ZM108 152V153H107ZM129 152H130V155H129ZM150 152H153V153H150ZM180 152V153H179ZM186 152V153H185ZM193 152V153H192ZM202 152V153H201ZM213 154L211 156V154ZM213 152V153H212ZM221 152V153H220ZM224 152V153H223ZM227 154H226V153ZM232 153V155H230ZM239 153V155H236V153ZM86 153V154H85ZM90 155H89V154ZM105 153V154H104ZM116 153V154H115ZM118 153V154H117ZM177 153V154H176ZM180 155H179V154ZM201 153V154H199ZM237 153V154H238ZM111 154V156H110ZM124 154V155H123ZM128 154V156H127ZM149 154V155H148ZM184 154H187L188 156V159H186L187 157L184 156ZM208 154V156H207ZM223 154H226V155H223ZM243 154V156L241 155ZM94 155V156H93ZM103 155V156H102ZM117 155V156H116ZM123 155V157H122ZM126 155V157H125ZM176 155V156H175ZM192 155V156H191ZM210 155V156H209ZM229 155V156H228ZM235 155V156H234ZM98 156V157H97ZM106 156V157H105ZM108 156H110L108 158ZM136 156V157H135ZM137 156H141L140 158L137 157ZM145 156V157H144ZM147 156V157H146ZM149 156V157H148ZM177 158H175V157ZM195 158H194V157ZM228 156L226 159L223 158V157H226ZM232 156V157H231ZM242 158H241V157ZM88 157V158H87ZM91 157H95V159L98 158V160H96V162H92L91 164H88L87 161H89V158ZM103 157V158H102ZM115 157V158H114ZM118 157L120 158V160L118 159ZM172 157V158H171ZM181 157H185L184 159ZM204 159H203V158ZM209 157V158H208ZM222 157V158H221ZM102 158V159H101ZM125 158V160H124ZM169 158V159H168ZM198 158V159H197ZM221 158V159H220ZM235 158V159H234ZM241 158V160H240ZM244 158V159H243ZM113 159V160H112ZM137 159V160H136ZM138 159L140 160V162L138 161ZM175 159H179V160H175ZM186 159V160H185ZM197 159V160H196ZM207 159V160H205ZM210 159V160H209ZM224 159V161H223ZM234 159L235 161L237 162H234ZM240 161H239V160ZM85 162H84V161ZM108 160V162H107ZM112 160V162L114 163V167H108V163ZM127 160V161H126ZM175 160V161H174ZM185 160V161H184ZM189 160H190V163L193 162L192 164L189 163ZM212 160V161H211ZM115 161V162H114ZM126 161V162H124ZM135 161V162H134ZM139 163H137V162ZM145 161V162H144ZM156 161V160H155ZM178 161V162H176ZM188 162L187 164V168H188V171H187V175H184V173L181 171V167L183 165V162ZM208 161V162H207ZM228 161V162H227ZM232 161V162H231ZM84 162V163H82ZM176 162L177 165H175L174 163ZM234 162V163H233ZM239 162V163H238ZM45 163V164H44ZM95 163V164H94ZM100 165H99V164ZM123 166H121L122 164ZM126 163V164H124ZM128 163V164H127ZM167 163V164H166ZM173 163V164H172ZM184 163V164H186ZM233 163V164H232ZM82 164H85V165H82ZM88 164V165H87ZM117 164V165H116ZM130 164V165H129ZM134 165V167H132V165ZM137 164V165H136ZM146 164V165H144ZM164 164V165H163ZM167 166H166V165ZM172 164V165H170ZM179 164V165H178ZM182 164V165H181ZM201 168L199 169H202V170H199L198 167H194L197 166ZM233 165L232 166H230ZM140 165V166H138ZM143 165V166H142ZM149 165V166H148ZM170 165V166H169ZM192 165V166H191ZM236 165V166H235ZM239 165V166H237ZM244 165V166H243ZM92 168H90V167ZM94 166V167H93ZM102 166V167H100ZM116 166V168H115ZM125 166H131L129 167V172L125 171L127 169V167ZM136 166V167H135ZM191 166V167H190ZM82 167V168H81ZM100 167V168H99ZM119 167H122V168H119ZM125 167V168H123ZM140 169H139V168ZM146 167V168H145ZM150 167V168H149ZM164 167V168H163ZM180 167V168H178ZM195 169H194V168ZM95 168V169H93ZM99 168V169H98ZM113 168V169H112ZM135 168V170L133 169ZM148 168V169H147ZM167 168V169H166ZM192 168V169H191ZM227 168V170H226ZM229 168H231L229 170ZM236 168V169H235ZM77 169V170H76ZM87 171H86V170ZM92 169V170H90ZM103 169V170H102ZM116 169V170H115ZM118 169V170H117ZM133 169V170H132ZM138 169V171H137ZM147 169V170H146ZM151 169V170H149ZM176 169V170H174ZM180 169V170H179ZM191 169V170H190ZM198 171H197V170ZM234 169V170H233ZM63 170V171H62ZM83 170V171H82ZM97 170V171H96ZM113 170V171H112ZM124 170V171H123ZM146 170V171H145ZM153 170V172H152ZM165 170V171H164ZM167 170V171H166ZM168 170L170 171L168 173ZM193 170H195V172H192ZM62 171V173L60 172ZM78 171V173H77ZM81 171L83 173H81ZM95 171V172H94ZM117 171V172H116ZM123 171V173H122ZM133 173H132V172ZM135 171V173H134ZM143 173H142V172ZM171 171H173L171 173ZM175 171V172H174ZM191 171V172H190ZM200 171V172H199ZM203 171V172H202ZM231 171V172H230ZM89 172V173H88ZM94 172V173H93ZM99 172H100V175H99ZM119 172V173H118ZM124 172H126L124 174ZM141 172V173H139ZM177 172L180 174H177ZM199 172V173H198ZM226 172V173H225ZM228 172V173H227ZM86 173V174H85ZM98 173V174H97ZM105 173V174H104ZM117 173V174H116ZM138 173H139V177H138ZM146 173V175H145ZM153 173V174H151ZM157 173V174H156ZM192 173V174H191ZM60 174H62L60 176ZM80 174V176H79ZM105 176H104V175ZM129 174V175H128ZM130 174H132L130 176ZM135 174V175H134ZM137 174V176H136ZM144 174V175H143ZM149 174V176H148ZM175 176H174V175ZM183 174V175H182ZM191 174V175H190ZM203 177V179L201 178V175ZM91 175V176H89ZM94 175V176H93ZM98 175V177H96ZM103 175V177H102ZM125 175V176H124ZM141 175L143 176H146V181L147 183H144L142 182V179H141ZM153 177H152V176ZM157 175V177H156ZM158 175L160 177V179L158 178ZM199 175V177H197ZM206 175V176H205ZM209 175L211 177H209ZM225 175V176H223ZM229 175V176H228ZM76 176V177H75ZM84 176V178H82ZM88 178H87V177ZM108 176V177H107ZM120 176V177H119ZM136 176V177H135ZM169 181V177H170V181L166 183V180ZM169 176V177H168ZM182 176V177H181ZM184 176V178H183ZM188 176V177H187ZM193 176V177H192ZM208 176V177H207ZM80 177V178H78ZM95 177V179H94ZM123 177V178H121ZM129 177L132 179L130 180ZM156 177V178H155ZM173 177V178H172ZM177 179H176V178ZM191 179H190V178ZM226 177V178H225ZM230 179H228V178ZM262 177V178H261ZM60 178V179H59ZM93 178V179H92ZM97 178V179H96ZM100 178V179H99ZM140 178V179H139ZM159 180H158V179ZM163 178V179H162ZM210 178V179H209ZM81 179V180H80ZM85 179V180H84ZM87 179V180H86ZM89 179L90 181L93 182V185L90 183L89 187L86 188L85 186H87V183L89 182ZM92 179V180H91ZM115 179V180H114ZM119 179H122V181L120 180V182L118 181ZM124 179V180H123ZM149 179V181H148ZM162 179V180H161ZM184 179V180H182ZM189 180L190 182H188L187 180ZM200 179V180H199ZM223 179V180H222ZM227 179V180H226ZM255 179V181H254ZM70 180V181H69ZM96 180V181H95ZM99 180V181H98ZM101 180V181H100ZM106 180V181H105ZM110 180V181H109ZM134 182H133V181ZM136 180V181H135ZM139 180V181H138ZM157 180V181H156ZM180 182H179V181ZM205 180V181H204ZM222 180V182H221ZM230 180V181H229ZM251 180V181H250ZM64 181L66 183H64ZM76 181V182H75ZM84 181V182H82ZM98 181V183H97ZM103 181V182H102ZM108 181V184H106ZM113 181L118 184L120 183V185H113ZM118 181V183H117ZM124 181V182H123ZM141 181V183H140ZM153 181V182H152ZM156 181V182H155ZM159 181L161 182L160 184ZM194 181V182H193ZM197 181V182H196ZM200 181V182H199ZM213 181V182H212ZM225 181V182H224ZM229 181V182H228ZM59 182V183H58ZM61 182V183H60ZM101 184H100V183ZM112 182V183H111ZM152 182V183H150ZM181 182H184L181 183ZM58 183V184H57ZM73 183V184H72ZM81 183V184H79ZM84 183V184H83ZM103 183V185H102ZM123 183V184H122ZM126 183V184H125ZM134 183H136L137 185H135ZM156 184L155 186L153 185ZM181 183V184H180ZM191 185H190V184ZM197 183V184H196ZM214 183V184H213ZM226 183V184H225ZM61 184V185H60ZM74 185L73 187H71L72 185ZM79 184V185H78ZM95 184V186H94ZM101 185V186H98V185ZM106 184V185H105ZM112 184V186H111ZM131 184V185H130ZM138 184L139 185V188L138 187ZM145 184V185H143ZM148 184V185H147ZM187 186H186V185ZM189 184V185H188ZM210 186H209V185ZM225 184V185H224ZM228 184V185H227ZM85 185V186H84ZM127 185H130V186H127ZM135 185V186H134ZM153 185V186H151ZM160 185V186H159ZM171 185V186H170ZM183 185H184V189H183ZM197 185V186H196ZM207 185V186H206ZM218 185L220 187H218ZM61 186V187H60ZM67 186V187H66ZM103 186V188H101ZM108 186V187H107ZM124 186V187H123ZM127 186V187H125ZM132 186V187H131ZM142 186V188H141ZM150 186V187H149ZM158 188H157V187ZM165 186V187H164ZM179 186H181L179 188ZM190 186V187H189ZM196 186V187H195ZM229 189H226L228 188ZM262 186V187H261ZM56 187L58 189H56ZM62 187H64L66 190V194L64 193L63 196H61L59 193H60V190L62 189ZM97 187H98V190H97ZM107 189H106V188ZM122 188V189H125L127 190L125 193L123 192H119V189L118 188ZM137 189H136V188ZM153 187V189H152ZM174 187V188H173ZM188 187V188H187ZM218 189H217V188ZM256 187V188H255ZM262 188V190L260 188ZM76 188V189H75ZM80 188V189H79ZM83 188V189H82ZM86 188V189H85ZM96 188V189H95ZM120 188V189H121ZM131 188V189H130ZM149 188V189H148ZM151 188V189H150ZM190 188V190H189ZM196 188V189H195ZM202 188V189H201ZM206 188V189H205ZM252 188V189H251ZM60 189V190H59ZM75 189V190H74ZM92 189V190H91ZM101 189V190H100ZM113 189H117V190H113ZM133 189V190H132ZM144 189V190H143ZM158 189V190H157ZM162 189V190H161ZM164 189L166 190L165 192ZM176 189V190H175ZM180 189V190H179ZM194 189V190H193ZM256 189V190H254ZM68 190V191H67ZM73 190V191H72ZM78 190V191H77ZM80 190L83 192H80ZM88 190V192H87ZM97 190V191H96ZM103 190V191H102ZM111 190L115 193L113 195V197H111L109 195V191L111 192ZM139 190V191H137ZM146 190V192H145ZM150 190V192H148ZM153 190V192H152ZM171 192H170V191ZM186 190H188L186 192ZM193 190V191H192ZM228 190V191H227ZM57 191V192H56ZM90 191V192H89ZM92 191V192H91ZM98 195L95 196V193ZM142 191V192H141ZM155 191V192H154ZM159 193H158V192ZM178 191V192H177ZM180 191V192H179ZM183 191V193H181ZM199 191V192H198ZM217 191V192H216ZM56 192V193H55ZM69 192V193H68ZM80 192V194H79ZM86 192V193H85ZM108 192V193H107ZM117 192V193H116ZM134 192V193H133ZM169 192V193H168ZM190 194H189V193ZM193 192V193H192ZM195 192V193H194ZM220 192V193H218ZM228 192V193H226ZM259 192V193H258ZM55 193V194H54ZM68 193V194H67ZM71 193V194H70ZM73 193V194H72ZM76 193V194H75ZM78 193V194H77ZM104 193V194H103ZM106 193V194H105ZM139 195H138V194ZM145 193V194H143ZM154 193V194H153ZM162 193V194H160ZM168 195H167V194ZM172 193V194H170ZM175 194V197H174V194ZM178 193V194H177ZM187 193V194H186ZM198 193V194H197ZM225 193V195H224ZM85 194V195H84ZM101 196H104L103 197H100ZM124 194V195H123ZM129 194V195H127ZM132 196H131V195ZM152 194V195H150ZM166 194V195H164ZM180 194H183L180 196ZM194 194V195H193ZM221 194V195H220ZM223 194V195H222ZM58 195H60L61 197H59ZM68 195V196H67ZM71 195V196H70ZM84 195V196H83ZM116 195V196H115ZM121 195V196H120ZM125 195H127L128 197H126ZM135 195V199H134V196ZM143 195V196H142ZM149 195V197H147ZM164 195V196H163ZM171 195V196H170ZM179 195V196H178ZM186 195V196H185ZM65 196V197H64ZM74 196V198H73ZM77 196V198L79 197L80 200L79 203L77 201V198H75ZM110 196V197H109ZM118 196V197H117ZM152 196V197H151ZM155 196V197H154ZM158 196V197H156ZM177 196V197H176ZM71 197V199H70ZM100 197V199H99ZM109 197V198H108ZM122 200H120V198ZM125 197V198H123ZM140 197V198H139ZM159 197H162L161 199ZM167 197V198H165ZM169 197L170 200H167ZM185 197V198H183ZM219 197H222L219 199ZM226 197V198H225ZM53 198V199H52ZM62 200V201H59V199ZM68 198V199H67ZM108 198V199H106ZM118 198V199H117ZM143 198V199H142ZM156 198V199H154ZM158 198V199H157ZM174 198V199H172ZM176 198V199H175ZM179 198V202H177ZM214 198V199H213ZM257 198V199H255ZM74 199V200H73ZM97 199V200H96ZM113 199V201L111 200ZM117 199V200H116ZM124 199V200H123ZM129 199H131L129 201ZM133 199V200H132ZM154 199V200H153ZM181 199V200H180ZM218 199V200H217ZM255 199V200H254ZM260 199V200H259ZM57 200V201H56ZM72 200V202H71ZM119 200V201H118ZM153 200V201H152ZM164 200V201H162ZM224 200V202H223ZM263 200V201H262ZM51 201V202H50ZM58 203H56V202ZM65 204H64V202ZM100 201L103 203H100ZM105 201V202H104ZM111 201V202H110ZM133 204H132V202ZM157 203L155 204L154 203ZM212 201V202H211ZM218 201V202H217ZM262 201V202H260ZM63 202V203H62ZM74 202V203H73ZM94 202V203H93ZM98 202V203H97ZM130 202V203H129ZM153 202V203H152ZM160 202V203H159ZM163 202V203H162ZM176 202V203H175ZM207 202V203H206ZM217 202V203H215ZM224 204H223V203ZM251 202V203H250ZM259 202V203H258ZM41 203V204H40ZM55 203V204H54ZM73 203V204H72ZM77 205H76V204ZM96 203V204H95ZM109 203V204H108ZM162 203V204H161ZM206 203V204H204ZM261 203V204H260ZM57 204V205H56ZM61 204V205H60ZM82 204L83 206L84 205H87V206H82L80 205ZM114 204V205H113ZM179 204V205H178ZM181 204V205H180ZM203 204V205H201ZM209 204V207L206 206ZM258 204V206H257ZM49 205V206H48ZM55 207H54V206ZM68 205V206H67ZM90 205V206H89ZM134 205V206H133ZM196 205V206H195ZM205 205V206H204ZM221 205V206H220ZM253 207H251V206ZM60 206V207H59ZM65 206V207H64ZM72 206V207H71ZM256 206V208H255ZM63 207V208H62ZM71 207V209H70ZM80 207V208H78ZM82 207V208H81ZM86 207V208H85ZM117 207V208H116ZM120 209H119V208ZM193 207V208H192ZM196 207V208H195ZM208 207V208H207ZM218 207V208H217ZM220 207V209H219ZM55 208V209H54ZM61 208V209H60ZM68 208V209H67ZM181 208V209H180ZM195 208V210H194ZM206 208V209H205ZM252 208V209H250ZM46 209V210H45ZM50 212H49V210ZM54 210V221L52 223V227L53 229H57V230H51L49 228V216L52 214L51 212H53ZM59 209V210H58ZM67 211H66V210ZM79 209V210H78ZM86 209V210H85ZM122 209V210H121ZM192 209V210H191ZM56 210V211H55ZM66 212H64V211ZM71 210V211H70ZM86 212H85V211ZM121 210V211H120ZM187 210V211H186ZM189 210V211H188ZM191 210V211H190ZM256 210V211H255ZM45 211V212H44ZM90 211H95V212H98L99 214L102 213V215L104 214V216H106L107 218L109 217L110 218V221L108 222L106 218H103V217H100L101 220L99 218H94L91 214H90ZM111 212V213H108V212ZM162 211V213H160ZM164 211V212H163ZM166 211V212H165ZM182 211V212H181ZM185 211V212H184ZM42 212V213H41ZM47 212V213H46ZM71 212V213H70ZM79 212V213H78ZM83 212V213H82ZM89 212V213H88ZM114 212V213H113ZM142 212V214H140ZM180 214H179V213ZM252 212V213H251ZM61 213L63 215H61ZM88 213V214H87ZM192 213V214H191ZM47 214V215H46ZM49 214V215H48ZM60 214V215H59ZM81 214V216H80ZM114 214V215H113ZM144 214V215H143ZM152 214V215H151ZM161 214V215H160ZM164 214V215H163ZM179 214V215H178ZM194 214V216H193ZM251 214L250 217H248L249 215ZM65 215V216H64ZM85 215V216H84ZM87 215V216H86ZM110 215V216H109ZM111 215H113V217L111 218ZM159 215V217H158ZM192 215V216H191ZM62 216V217H61ZM64 216V217H63ZM68 216V217H67ZM77 216V217H76ZM83 216V218H82ZM138 216V217H137ZM148 216V217H146ZM153 216V217H152ZM160 216H161V219H160ZM189 216V217H187ZM44 217V218H43ZM46 217V218H45ZM80 217V218H79ZM157 217V218H155ZM180 217V219H179ZM197 217V218H196ZM253 218V221L251 220ZM65 218V219H64ZM91 218V219H90ZM94 218V219H93ZM141 218H142V221H141ZM146 218V219H145ZM163 218V219H162ZM193 218V219H191ZM250 218V219H249ZM45 219V220H44ZM58 219V220H57ZM76 219H78L76 221ZM103 219V220H102ZM106 219V221L104 220ZM112 219V220H111ZM138 219V220H136ZM161 221H160V220ZM249 219V220H248ZM63 220V221H61ZM65 220V221H64ZM80 220H84V222L80 221ZM100 220V223L98 222ZM189 220V221H188ZM197 220H198V223H197ZM48 221V222H47ZM58 221L60 223H58ZM68 221V222H67ZM71 221V222H70ZM76 221V223H75ZM141 221V222H139ZM156 221V222H155ZM44 222V223H43ZM46 222V223H45ZM65 222V224H64ZM70 222V223H69ZM74 222V223H73ZM111 222V223H110ZM136 222V223H135ZM159 222V223H157ZM37 223V224H36ZM41 223V224H40ZM72 223V224H71ZM79 223V224H78ZM99 223V225H98ZM109 223L111 226H109ZM147 223V224H146ZM44 224V225H43ZM48 224V225H47ZM68 224V225H67ZM83 225L84 227H82L81 225ZM104 224V225H103ZM139 227H138V225ZM142 224V225H141ZM157 224V225H156ZM35 225V227H34ZM43 225V226H42ZM58 225H59V228H58ZM75 225V227L73 226ZM79 225V226H78ZM109 228H108V226ZM144 225V226H143ZM148 225V226H147ZM152 225V226H151ZM39 226V227H38ZM113 226V227H112ZM135 226H137L135 228ZM48 229H47V228ZM55 227V228H54ZM62 227V228H61ZM84 231H83V229ZM111 227V229H110ZM146 227V229H145ZM40 228V230H39ZM68 228V229H67ZM71 228V229H70ZM76 230H75V229ZM102 228V229H100ZM106 228V230H105ZM141 228V229H140ZM144 229V232H143V229ZM38 229V230H37ZM59 229V230H58ZM61 229V230H60ZM151 229H155L154 231H152ZM45 230H48L45 232ZM64 230V231H63ZM74 230V231H73ZM82 230V231H81ZM67 231V232H66ZM69 231V232H68ZM86 231V232H85ZM105 231H107L105 233ZM140 231L142 233H140ZM151 231V232H150ZM41 232V233H40ZM51 232V234H50ZM61 232V233H60ZM72 232V233H71ZM84 232V233H83ZM110 232V233H109ZM137 232V233H136ZM155 232V233H154ZM47 233V234H46ZM54 233V234H53ZM80 233V234H79ZM82 233V234H81ZM95 233V234H94ZM151 235H150V234ZM68 234V235H67ZM107 234V235H106ZM110 234V235H109ZM139 234V235H138ZM172 234V235H171ZM204 234V235H202ZM206 234V235H205ZM55 237H54V236ZM59 235V236H57ZM62 235H66L67 237H64ZM84 235V236H83ZM87 235V236H86ZM105 236V238L103 236ZM145 237H143V236ZM150 235V236H149ZM154 235V237H152ZM172 237H170V236ZM202 235V236H201ZM46 236V237H45ZM57 236V237H56ZM72 236V238H71ZM90 238H89V237ZM95 236H98L96 238H94ZM140 236V237H139ZM174 236V237H173ZM49 237V238H48ZM62 239H61V238ZM82 237V238H81ZM107 237V238H106ZM109 237V238H108ZM153 239H151V238ZM169 237V238H168ZM177 237V238H176ZM203 237V238H202ZM46 238V239H45ZM51 238V239H50ZM87 238V239H84ZM144 238V239H143ZM49 239V240H47ZM55 239V240H54ZM60 243H59V240ZM68 239V241H67ZM71 239V240H70ZM73 239V240H72ZM82 239V240H81ZM89 239V240H88ZM91 239V240H90ZM108 239V241L110 242H106ZM138 239V240H137ZM146 239L148 240L146 243ZM151 241H150V240ZM204 239V240H203ZM206 239V241H205ZM46 240V241H45ZM63 240V241H62ZM76 240V241H75ZM81 240V241H80ZM144 240V241H143ZM208 240V241H207ZM51 241V242H50ZM57 241V242H55ZM70 241V246H67L69 245ZM78 241V242H77ZM200 243H199V242ZM51 244H49V243ZM67 242V243H66ZM72 242V243H71ZM96 242V244H95ZM105 242V244H104ZM137 242V243H136ZM192 242V243H191ZM196 242V243H195ZM54 243L56 244V246L54 245ZM61 243L63 244L62 246ZM66 243V245H65ZM74 243V244H73ZM136 243V244H134ZM145 245H144V244ZM151 243V244H149ZM188 243V244H187ZM205 243V244H204ZM36 244V245H35ZM40 244V245H38ZM59 246H58V245ZM72 244L74 246H72ZM101 244V245H100ZM108 244V246H107ZM141 244V245H140ZM186 244V245H185ZM193 244V245H192ZM207 244V245H206ZM54 245V246H52ZM136 245V246H135ZM192 245V247H191ZM197 245V246H196ZM205 245V246H204ZM208 245H209V248H208ZM42 246L43 249H41L40 247ZM50 246V247H49ZM58 246V247H57ZM78 246V247H77ZM95 246V247H94ZM96 246H98L96 248ZM100 246V248H99ZM138 246V247H137ZM179 246V248H178ZM182 246V247H181ZM184 246V247H183ZM196 246V247H195ZM54 247V248H53ZM57 247V248H56ZM61 247L62 249L60 250ZM66 247H67V250H66ZM75 247V248H74ZM82 247V248H81ZM106 248L107 251H110V249L112 251H115V252H107L105 254H101L100 252H96L95 249H104ZM111 247V248H110ZM195 247V248H194ZM200 247V248H199ZM202 247V249H201ZM52 248V249H51ZM95 248V249H94ZM118 249V250H115V249ZM134 248V249H133ZM181 248V249H180ZM186 248V249H185ZM188 248V249H187ZM192 248V250H191ZM195 250H194V249ZM197 248V250H196ZM206 248V249H205ZM77 249V250H76ZM86 249V251H85ZM177 249V250H176ZM249 249V250H247ZM35 250V251H34ZM37 250V252H36ZM45 250V251H44ZM66 252H65V251ZM72 250V251H71ZM80 250V251H79ZM82 250V251H81ZM88 250V252H87ZM92 250H95V251H92ZM137 251L138 253L136 252H133V251ZM180 250V252H179ZM194 250V251H193ZM203 250V251H202ZM246 250V251H244ZM43 251V252H42ZM50 251V252H49ZM52 251V252H51ZM60 251V252H58ZM71 251V252H70ZM186 251V252H185ZM251 251V252H250ZM47 252V254H46ZM55 252V253H53ZM65 252V253H64ZM75 252V253H74ZM81 252V253H79ZM90 252V253H89ZM95 252V253H94ZM133 252V253H132ZM170 252V253H169ZM174 252V253H173ZM176 252V254H175ZM183 252V253H182ZM185 252V253H184ZM199 252V253H198ZM250 252V253H249ZM50 253V254H49ZM52 253V254H51ZM60 253V254H59ZM69 253V254H68ZM86 253V254H85ZM136 253V254H135ZM161 253V254H160ZM163 253H165L166 255H164ZM172 253V254H171ZM178 253V255H177ZM244 253V254H243ZM73 254V255H71ZM76 254V255H75ZM90 256H89V255ZM94 254V255H93ZM99 254V257L97 256ZM110 254V256H109ZM114 254V255H113ZM187 254V255H186ZM191 254V255H189ZM249 254V255H247ZM252 254V255H251ZM44 255V256H43ZM46 255V256H45ZM52 255V256H51ZM82 255V256H81ZM85 255V256H84ZM87 255V256H86ZM112 255V256H111ZM136 257H135V256ZM175 257H178V258H175ZM183 256V257H180V256ZM34 256V257H33ZM40 256V257H39ZM44 258H43V257ZM51 256V257H50ZM55 256V257H54ZM61 258H60V257ZM66 256V257H65ZM68 256V257H67ZM90 258H89V257ZM92 256V257H91ZM105 256V257H104ZM165 256V257H164ZM169 256V257H168ZM187 258H186V257ZM241 256V257H240ZM37 257V258H36ZM73 257V258H72ZM94 257V258H93ZM97 257V259H96ZM110 257V258H109ZM160 257V258H159ZM164 257V258H163ZM174 257V258H173ZM246 257H248L246 259ZM251 257V258H250ZM41 258V260H43V262L39 259ZM57 258V259H56ZM69 258V259H68ZM89 258V259H88ZM100 258V259H99ZM105 258V259H104ZM157 258L159 260H157ZM162 258V259H161ZM173 258V259H171ZM183 258V259H182ZM185 258V259H184ZM240 258V259H239ZM39 259V260H38ZM46 259V261L44 260ZM49 259V260H47ZM68 259V260H67ZM85 259V260H84ZM108 259V260H107ZM164 259V260H163ZM176 259H178V262ZM239 259V260H238ZM250 259V260H248ZM35 260V263H33ZM57 260V261H56ZM59 260V261H58ZM89 260V261H88ZM92 260V261H91ZM99 260V261H98ZM104 260V261H103ZM106 260V261H105ZM111 260V261H110ZM157 260V261H156ZM166 260V261H165ZM169 260V261H168ZM176 260V261H175ZM224 260V262H223ZM39 261V262H38ZM45 261V262H44ZM62 261V262H61ZM70 261V262H69ZM93 261L92 264H95V262ZM101 261V262H100ZM163 261V262H162ZM175 261V262H174ZM188 261V262H187ZM220 261V262H218ZM249 261V262H248ZM32 262V263H31ZM41 262V263H40ZM57 262V263H56ZM64 262V263H63ZM88 262V263H87ZM99 262V263H97ZM194 262V263H193ZM245 262V263H244ZM251 262V263H250Z\"/></svg>",
  "mask_w": 264,
  "mask_h": 264
},
{
  "label": "bare ground",
  "instance_id": "bare-ground-1",
  "mask_svg": "<svg viewBox=\"0 0 264 264\" xmlns=\"http://www.w3.org/2000/svg\"><path fill=\"white\" fill-rule=\"evenodd\" d=\"M151 1V0H150ZM149 0H127V7L126 8H124L125 9V13H123V12H121V13H123L124 14V17H125V19L123 18V20H126V21H122V20H120V21H122V22H126V26L123 28V30H124V32H125V35L127 34L129 37L130 36H135V34H138V36H139V33H136V29L135 28H132V23L134 22V20H135V18H136V15L137 14H139V13H141V12H143L144 11V13H145V10L147 9V7L149 6L150 8H151V6L150 5H148L149 4V2H150ZM166 1V0H165ZM177 2H178V9H177V11H176V9H174L175 10V14H172L171 15V11H170V8H169V5H168V7H167V9H165V10H168V8H169V11H170V19H168L169 21H170V25L169 26H167L166 25V28H167V32H168V34H167V32H166V36L168 35V37H166V39H167V41H166V46H165V48L162 50V52L160 51V56L162 55V58H163V66H162V74H160L159 76L157 75V77H156V79H154L153 81H151V83H149V85H147L146 87H148L149 89H150V91L149 92H151V93H147V91H144V92H141V93H139V94H137V99H138V101H137V103H135L134 105H132V103H131V105L133 106L132 107V110L134 111L133 113L134 114H136V116L138 117L137 119H139V116H140V112H141V110H143L144 108H146L147 110H148V113H147V116L145 117V120H143V122H144V125L146 126V127H148L150 130H153V132H156V133H158V135H159V127L157 128V125H158V123H157V112H156V110H158V109H156L158 106V103H165V102H167L165 99L167 98L165 95H164V93L162 92V94L159 96V97H155V95H154V91H158V89L160 88V87H165L166 86V79H164V76L165 77H167V76H169V75H167L166 76V74H169L172 70H173V66H174V61H175V57H176V54H175V51H174V53L173 54H171V56H170V54H169V56H166L165 54L166 53H168L170 50H172L173 48H175L176 46H178V45H185V42L186 41H183L182 39L180 40L179 38H178V35H177V32H176V27H178L177 26V24H181L182 25V27L183 28H185V29H190L191 28V26H192V24H191V21L193 20V22H194V18L193 19H191V21L189 20V19H185V18H187V17H189L190 15H192V14H196V12L198 13V11L204 6H206L205 5V3H206V1H209V3H213L214 4V8H215V13L217 14V17H218V22H219V19H222L221 18V15H222V13L223 12H221V1H214V0H176ZM225 1V0H224ZM224 1H223V3H224ZM250 1V0H249ZM111 2V1H110ZM114 2V1H113ZM120 2V1H119ZM152 2V1H151ZM162 2V1H161ZM164 2V1H163ZM169 2V1H168ZM235 2H236V0H235ZM237 2H239L240 4H241V6L243 7L242 8V10L244 9V10H246L247 11V9H249L248 7H249V3L250 2H248V0H237ZM109 3V0H0V264H30V253H31V249H32V247H33V245H34V243H36V242H42L43 241V238H44V235H41V234H39V232L38 231H35L34 230V228H33V217H34V213H35V208H36V195H35V188H36V183H37V180H38V177H39V175H40V172H41V168H42V165H43V162H44V159H45V157H46V154H47V151H48V149H50L49 147H50V143H51V140H52V134H53V130H54V127H56L55 125L58 123V121L60 120L61 121V119H59V118H61V117H59V115H58V111L60 110V112H61V110L62 111H64L63 109H65L66 108V110H68L67 109V107H69V103H71V102H69L70 100H72V99H70L71 97H70V95H71V87H72V74H73V70H74V72H75V66H76V68H77V65L78 64H80L81 62H82V60H83V58H84V56L86 55V51H87V46H88V42H89V40H90V38H91V33H92V30H94L93 28H95L94 26L96 25V23H99V22H101L102 20H103V15H102V11H103V9L105 8V6L107 5ZM115 3V2H114ZM154 3V2H153ZM158 3V2H157ZM238 3V4H239ZM254 3H255V1H254ZM260 3V2H259ZM262 3V5L264 4L263 2H261ZM123 4H125V3H123ZM159 4H160V2H159ZM173 4V3H172ZM207 4V3H206ZM231 4V3H230ZM236 4V3H235ZM112 5V4H111ZM119 5V4H118ZM173 5H175V3L173 4ZM212 5V4H211ZM223 5V4H222ZM227 5V7L229 6V4H226ZM234 5V4H233ZM262 5H260L261 7H262ZM164 6V5H163ZM225 6V5H224ZM258 6H259V4H258ZM112 7V6H111ZM119 7V6H118ZM123 7V6H122ZM165 7H166V5H165ZM230 7V6H229ZM106 8H107V6H106ZM116 8V7H115ZM175 8V7H174ZM225 8V7H224ZM251 8H252V6H251ZM256 8H258V7H256ZM119 9H121V8H119ZM118 9V11H120ZM149 9V8H148ZM153 9V8H152ZM203 9V8H202ZM212 9V8H211ZM231 9V7L229 8V9H227L226 8V11L227 10H230ZM234 9V7L232 8V10ZM241 9V8H240ZM261 9V8H260ZM109 10V9H108ZM150 10V9H149ZM148 10V11H149ZM164 10V11H165ZM231 10V11H232ZM253 10H256V9H253ZM253 10H252V12H253ZM258 10V9H257ZM262 10V9H261ZM113 11V10H112ZM118 11H117V13H118ZM122 11V10H121ZM173 11V10H172ZM213 11V10H212ZM225 11V10H224ZM236 11V8L234 9V11H233V16H231V19L229 20L228 18V20H229V22L227 23V25H226V27H225V34H226V36H227V38L230 40V42L231 43H233V44H238V46L239 45H243L246 41H245V39H244V35H242V26H243V24H242V20H241V18L238 16V14L235 12ZM240 11V10H239ZM150 12V11H149ZM230 12V11H229ZM250 12V11H249ZM106 13V12H105ZM164 13V12H163ZM166 13V12H165ZM167 13H168V11H167ZM204 13V12H203ZM207 13V12H206ZM206 13H204V14H206ZM258 13V12H257ZM256 12L255 13H253L252 15H253V17L255 16V18L256 19H258V15L259 14H257ZM259 13H261L260 11H259ZM263 13V12H262ZM109 14V13H108ZM142 15H143V13H141ZM194 14V15H195ZM203 14V15H204ZM216 14L214 15V16H216ZM224 14V13H223ZM106 15V14H105ZM115 15V14H114ZM114 15H112V16H114ZM117 15V14H116ZM142 15H141V17H142ZM147 15V14H146ZM150 15V14H149ZM168 15V14H167ZM167 15H165V16H167ZM198 15V14H197ZM203 15H202V17H203ZM211 15H213L212 13H211ZM210 15V16H211ZM226 15V14H225ZM240 15V14H239ZM122 16V15H121ZM145 16V15H144ZM153 16V15H152ZM164 16V17H165ZM206 16H209V15H206ZM213 16V17H214ZM227 16H229V15H227ZM260 16H264V15H261L260 14ZM107 17H108V15H107ZM138 17V16H137ZM139 17H140V14H139ZM149 17V16H148ZM156 17H158L157 15H156ZM205 17V16H204ZM212 17V18H213ZM252 17V16H251ZM110 18V17H109ZM112 18V17H111ZM110 18V19H111ZM146 18H147V16H146ZM150 18H151V16H150ZM195 18H197L196 16H195ZM198 18H199V16H198ZM224 18H226V16L224 17ZM244 18H246V14H245V16H244ZM261 18V17H260ZM260 18L258 19V20H260ZM107 19V18H106ZM115 19H116V16H115ZM121 19V18H120ZM142 19V18H141ZM155 19V18H154ZM210 19V18H209ZM214 19H216L215 17H214ZM213 19V20H214ZM248 19V18H247ZM113 20V19H112ZM157 20H159L158 18H157ZM161 20H162V17H161ZM202 20V19H201ZM217 20V19H216ZM226 20V19H225ZM224 20V21H225ZM255 20V19H254ZM253 20V21H254ZM107 21V20H106ZM114 21V20H113ZM113 21H111V26L113 25L112 23H113ZM145 21V20H144ZM143 21V22H144ZM155 21V20H154ZM168 21V22H169ZM197 21V20H196ZM199 21H200V19H199ZM207 21V20H206ZM221 21V20H220ZM244 21V20H243ZM252 21V20H251ZM257 21V20H256ZM103 22V21H102ZM110 21H108V23H109ZM159 22V21H158ZM163 22H165V21H163ZM212 22V21H211ZM217 22V23H218ZM248 22H249V20H248ZM258 23H259V21H257ZM261 22H263V21H261ZM107 23V22H106ZM116 23V22H115ZM138 23H142L141 21H139ZM138 23H135V24H137L138 25ZM155 23H156V21H155ZM167 23V22H166ZM202 24H203V22H201ZM200 23V24H201ZM210 23V22H209ZM223 23V22H222ZM250 23V22H249ZM255 23V22H254ZM134 24V23H133ZM164 25H165V23H163ZM179 24V25H180ZM197 24V23H196ZM199 24V26H201ZM220 24V23H219ZM224 24V23H223ZM244 24H245V22H244ZM256 24V23H255ZM254 24V25H255ZM84 25H85V27H84ZM98 25V24H97ZM106 25V24H105ZM123 25V24H122ZM142 25H143V23H142ZM142 25H139V26H141L142 27ZM156 25V24H155ZM198 25V24H197ZM211 25V24H210ZM212 25H214V23L212 24ZM211 25V26H212ZM252 25H253V23H252ZM251 25V26H252ZM109 26V25H108ZM161 26V25H160ZM159 26V27H160ZM198 26V27H199ZM211 26H209V27H211ZM225 26V25H224ZM246 26V25H245ZM248 26H250V25H248ZM263 26H264V24H263ZM99 27V26H98ZM100 27H101V25H100ZM99 27V28H100ZM107 27V26H106ZM110 27V26H109ZM113 27V26H112ZM165 27V26H164ZM209 27H207V28H209ZM214 27V26H213ZM212 27V28H213ZM219 27V26H218ZM247 27V26H246ZM256 27H257V25H256ZM258 27L260 28V26H259V24H258ZM97 28V27H96ZM102 28V27H101ZM103 28H105V26H104V24H103ZM138 28V27H137ZM161 28V27H160ZM165 28V29H166ZM180 28V27H179ZM194 28V27H193ZM207 28H205V29H207ZM250 28V27H249ZM112 29V28H111ZM139 29V28H138ZM159 29V28H158ZM182 29V28H181ZM184 29V30H185ZM214 29H217L216 27L214 28ZM246 29V28H245ZM156 30V29H155ZM184 30H179V31H184ZM200 30V29H199ZM218 30V29H217ZM220 30H222V29H220ZM220 30H218V31H220ZM255 30H257L256 28H255ZM109 31V30H108ZM108 31L106 30V32L108 33ZM139 31H140V29H139ZM164 31V30H163ZM166 31V30H165ZM178 31V32H179ZM189 32H190V30H188ZM198 30H196V33H198L197 32ZM205 31H207V30H205ZM205 31H203V33L205 32ZM209 31H211V30H209ZM214 31V30H213ZM212 31V32H213ZM245 31V30H244ZM260 31H262V29L260 30ZM106 32H105V34H106ZM122 32V31H121ZM120 32V33H121ZM123 32V33H124ZM156 32V31H155ZM154 32V33H155ZM158 32H159V30H158ZM187 32V31H186ZM200 32V31H199ZM208 32V31H207ZM217 32V31H216ZM223 32V33H224ZM242 32V33H241ZM98 33V32H97ZM99 33H101V31L99 32ZM163 33V32H162ZM161 33V34H162ZM192 33V32H191ZM194 33V32H193ZM211 33V32H210ZM221 33L222 32H220V35H221ZM249 33V32H248ZM262 32H260V34H261ZM104 34V33H103ZM109 34V33H108ZM107 34V35H108ZM122 34V33H121ZM120 34V35H121ZM195 34V33H194ZM202 34V33H201ZM259 34V35H260ZM96 35V34H95ZM101 35V34H100ZM160 35V34H159ZM163 35V34H162ZM181 35H183V34H181ZM181 35H180V37H181ZM184 35H185V32H184ZM183 35V36H184ZM208 35V34H207ZM214 35V34H213ZM218 35V34H217ZM224 35V34H223ZM257 35H258V33H257ZM262 35V34H261ZM261 35H260V39H261ZM104 36V35H103ZM137 36V35H136ZM194 36V35H193ZM192 36V37H193ZM216 36V35H215ZM219 36V35H218ZM225 36V35H224ZM245 36H246V34H245ZM252 36V35H251ZM106 37V36H105ZM104 37V38H105ZM121 37V36H120ZM128 37V38H129ZM157 37V36H156ZM162 37V36H161ZM164 37V36H163ZM190 37V36H189ZM191 37V38H192ZM209 37V36H208ZM248 37H250V36H248ZM253 37V36H252ZM252 37H250V38H252ZM256 37V36H255ZM259 37V36H258ZM264 37V36H263ZM262 37V38H263ZM102 38V37H101ZM103 38V39H104ZM124 38H125V36H124ZM134 38V37H133ZM136 38H139V37H136ZM158 38H160L159 36H158ZM157 38V39H158ZM182 38V37H181ZM216 38V37H215ZM249 38V39H250ZM254 38V37H253ZM156 39V38H155ZM161 39V38H160ZM188 39V38H187ZM210 39H212V38H210ZM248 39V40H249ZM121 40V39H120ZM124 40V39H123ZM131 40H134V39H132L131 38ZM130 40V41H131ZM186 40V39H185ZM214 40V39H213ZM216 40V39H215ZM219 40V39H218ZM222 40V39H221ZM252 40H254V39H252ZM102 41H105V39L104 40H102ZM106 41H107V38H106ZM122 41V40H121ZM120 41V42H121ZM130 41H127V42H130ZM160 41V40H159ZM189 41H191V40H189ZM211 41V40H210ZM225 41V40H224ZM227 41V40H226ZM255 41H256V39H255ZM257 41H260V40H257ZM256 41V42H257ZM108 42V41H107ZM123 42H125L124 44H127V46L128 45H130L131 46V43H126V41H122V43ZM161 42H162V40H161ZM163 42H164V40H163ZM218 42V41H217ZM222 42V41H221ZM229 42V43H230ZM249 42V41H248ZM253 42V41H252ZM261 42H263L262 40H261ZM121 43V44H122ZM133 43V42H132ZM155 43H157V42H155ZM189 43V42H188ZM187 43V44H188ZM209 43V42H208ZM214 43V42H213ZM212 43V44H213ZM250 43H251V41H250ZM258 43V42H257ZM97 44V43H96ZM108 44V43H107ZM110 44V46H111V42L109 43ZM123 44V45H124ZM150 44V43H149ZM153 44V43H152ZM205 44H207V43H205ZM220 44V43H219ZM259 44L260 45H262L260 42H259ZM258 44V45H259ZM104 45V44H103ZM155 45V44H154ZM161 45L162 44H160V47H161ZM164 45V44H163ZM162 45V46H163ZM191 45V44H190ZM210 45V44H209ZM217 45V44H216ZM215 45V46H216ZM227 45H228V43H227ZM226 44H225V47L227 46ZM248 45V44H247ZM116 46V45H115ZM118 46H120V48H119V50H117L118 49ZM129 46V47H130ZM133 46H134V44H133ZM147 46H150V45H147ZM156 46V45H155ZM186 47H187V45H185ZM189 46V45H188ZM192 46H194V45H192ZM205 46V45H204ZM214 46V47H215ZM238 46H237V48H238ZM245 46V45H244ZM249 46H251V45H249ZM255 46V45H254ZM97 47V46H96ZM101 47H102V45H101ZM108 47V46H107ZM117 48H116V51H117V53H116V55H118V56H120V55H122V51H123V53H124V50H123V46L121 47V45H117L116 46ZM156 47H158V46H156ZM160 47H158V49L160 48ZM183 47V46H182ZM210 47V46H209ZM208 47V45H207V48H209ZM213 47V48H214ZM222 47V46H221ZM224 47V46H223ZM224 47V48H225ZM231 47H232V45H231ZM241 47V46H240ZM248 47V46H247ZM260 47H262V46H260ZM91 48V47H90ZM89 48V49H90ZM103 48H105V47H103ZM109 48V47H108ZM107 48V49H108ZM127 48V47H126ZM147 48H149V47H147ZM154 48V47H153ZM152 47H151V49L152 50H154ZM176 48H178V47H176ZM180 48V47H179ZM202 48V47H201ZM204 48H206V47H204ZM224 48H222V50L224 49ZM229 48V47H228ZM242 48V47H241ZM255 48H258V47H255ZM93 49V48H92ZM98 49V48H97ZM131 49H135V48H133V47H131ZM146 49V48H145ZM150 49V48H149ZM158 49H155V50H158ZM184 49H187V48H185L184 47ZM192 49H194V48H192ZM216 48H214V50H215ZM236 49V48H235ZM234 49V50H235ZM259 49V48H258ZM99 50V49H98ZM102 50H104V49H102ZM106 50V49H105ZM160 50V49H159ZM175 50V49H174ZM177 50V49H176ZM179 50V49H178ZM181 50H183V48L181 49ZM181 50H180V52H181ZM189 50H190V47H189ZM189 50L187 49L186 51H188L187 53H189ZM200 50V49H199ZM222 50H221V52H222ZM241 50V49H240ZM262 50H263V47H262ZM127 51V50H126ZM145 51H147V50H145ZM185 51V50H184ZM192 51V50H191ZM208 51H209V49H208ZM211 51H212V49H211ZM219 51V50H218ZM223 51H226V50H223ZM257 51V50H256ZM261 51V50H260ZM91 52V51H90ZM102 52V51H101ZM128 52V51H127ZM129 52H131V51H129ZM148 52V51H147ZM152 52V51H151ZM150 52V53H151ZM156 52V51H155ZM158 52V51H157ZM172 52H173V50H172ZM183 52V51H182ZM198 52V51H197ZM215 52V51H214ZM213 52V53H214ZM221 52H220V55H221ZM232 52V51H231ZM239 52H241V51H239ZM243 52V56L245 57V58H247V56H248V49H245L244 51H242ZM241 52V53H242ZM262 52V51H261ZM92 53V52H91ZM95 53V52H94ZM98 53V52H97ZM115 53V52H114ZM132 53V52H131ZM146 53V52H145ZM145 53H144V55H145ZM153 53V52H152ZM169 53H171V52H169ZM203 53V52H202ZM216 53V52H215ZM260 53V52H259ZM99 54V53H98ZM102 54H103V52H102ZM101 54V55H102ZM147 54V53H146ZM155 54V53H154ZM181 54H184L185 55V53H181ZM193 54H195V53H193ZM199 54V53H198ZM207 54V53H206ZM204 55L205 57L207 56V55ZM209 54V53H208ZM222 54H223V52H222ZM233 54H234V52H233ZM89 55V54H88ZM104 55H105V53H104ZM113 55H115V54H113ZM129 55V54H128ZM148 55V54H147ZM147 55H145L146 57H147ZM158 55H159V53H158ZM187 55V54H186ZM185 55V56H186ZM229 55V54H228ZM231 55V54H230ZM229 55V56H230ZM90 56V55H89ZM97 56V55H96ZM117 56V57H118ZM122 56H124V55H122ZM122 56H121V58H122ZM149 56V55H148ZM152 56V55H151ZM156 56V55H155ZM177 56H178V54H177ZM180 56V55H179ZM178 56V57H179ZM182 56V55H181ZM187 56H190V54L189 55H187ZM195 56V55H194ZM210 56V55H209ZM211 56H212V54H211ZM210 56V57H211ZM214 56H216V55H214ZM218 56H219V54H218ZM236 56V55H235ZM241 56V55H240ZM90 57H92V56H90ZM99 57V56H98ZM97 57V58H98ZM102 57H104L103 55H102ZM101 57V58H102ZM105 57H106V55H105ZM117 57H115L116 59H117ZM177 57V59H179ZM199 57V56H198ZM204 57V59H207V58H205ZM223 57V56H222ZM231 57V56H230ZM230 57H229V59H230ZM232 57H234L233 55H232ZM261 57V56H260ZM113 58H114V56H113ZM124 58V57H123ZM125 58H127L126 56H125ZM145 58V57H144ZM143 58V59H144ZM158 58H161V57H158ZM189 59H191L190 57H188ZM200 58H201V56H200ZM209 58V57H208ZM214 58V57H213ZM224 58V57H223ZM237 58V57H236ZM245 58H244V60H245ZM96 59V58H95ZM115 59V60H116ZM120 59V58H119ZM155 59V58H154ZM176 59V60H177ZM194 59H196V58H194ZM193 59V60H194ZM219 59V58H218ZM217 59V60H218ZM228 59V58H227ZM238 59V58H237ZM247 59H249V58H247ZM251 60H252V58H250ZM118 60V59H117ZM116 60V61H117ZM125 59H123V61H124ZM127 60V59H126ZM126 60H125V62H126ZM158 60V59H157ZM161 60V59H160ZM180 61L182 60V58H180L179 59ZM184 60V59H183ZM210 60V59H209ZM212 60V59H211ZM214 61H215V59H213ZM220 60H221V57H220ZM219 60V61H220ZM255 60V59H254ZM258 61H259V57H258V59H257ZM103 60H101V62H102ZM191 61V60H190ZM198 61H200V60H198ZM197 61V62H198ZM218 61V62H219ZM224 61V60H223ZM234 61H235V59H234ZM247 61V60H246ZM246 61H244L243 63H245ZM253 61V60H252ZM257 61V62H258ZM100 62V61H99ZM98 62V65H101L100 63ZM118 62H121L122 63V61H118ZM150 62H152V61H150ZM150 62L148 63V64H150ZM158 62H159V60H158ZM185 62V61H184ZM217 62V63H218ZM225 62H226V60H225ZM241 62V61H240ZM239 62V63H240ZM256 62V63H257ZM260 62H261V64L263 65V67H264V54L262 55V58L260 59ZM85 63V62H84ZM109 63V62H108ZM114 62L112 61V64H113ZM117 63V62H116ZM177 63V62H176ZM187 63H188V61H187ZM187 63H186V65H187ZM190 63V62H189ZM199 63V62H198ZM198 63H196L195 62V64H198ZM223 63V62H222ZM228 63V62H227ZM242 63V64H243ZM82 64V63H81ZM118 64V63H117ZM147 64V65H148ZM153 65L155 64V63H152ZM191 64V63H190ZM189 64V65H190ZM226 64V63H225ZM229 64H230V62H229ZM228 64V65H229ZM233 60H232V66H233ZM238 64V63H237ZM241 64V63H240ZM245 64H247L248 66H247V68L248 67H250L251 65H250V63L247 61ZM255 64V63H254ZM259 64V63H258ZM261 64H259V65H261ZM84 65V64H83ZM97 65V64H96ZM111 65V64H110ZM146 65V64H145ZM144 65V66H145ZM146 65V66H147ZM155 65H159V64H155ZM181 65V64H180ZM179 64H178V68L181 70V71H185L186 70V68H185V65H184V63H182V66H180ZM184 65V66H183ZM222 65H224V64H222ZM227 65V66H228ZM256 65V64H255ZM80 66H82V65H80ZM108 66V65H107ZM125 66V65H124ZM149 66V65H148ZM176 66V65H175ZM193 66V65H192ZM231 66V67H232ZM242 66V65H241ZM111 67H112V65H111ZM114 67V66H113ZM110 68V70H109V73L107 74L108 75V79H107V81H108V84H110L109 82L111 81V80H115V79H117L115 76H116V71H115V69H119V68H116V66L114 67V68ZM121 67V66H120ZM153 67V66H152ZM218 67H220V66H218L217 65V68ZM233 67H235V66H233ZM238 67V66H237ZM252 67H255L254 65L252 66ZM260 67V66H259ZM262 67V68H263ZM82 68V67H81ZM84 68V67H83ZM143 68H145V67H143ZM151 68V67H150ZM157 68V67H156ZM156 68H155V70L154 71H152V72H154L155 73V71H156ZM178 68H176V69H178ZM190 68V67H189ZM188 68V69H189ZM201 68V67H200ZM215 68H216V66H215ZM216 68V69H217ZM222 68V67H221ZM225 68V67H224ZM227 68H230V67H227ZM236 68V67H235ZM257 68V67H256ZM262 68H261V70H262ZM46 69H48L50 72V78H48V79H46L47 81L46 82H44L43 81V77H44V72H45V70ZM102 69H104V68H102ZM102 69H100V70H102ZM109 69V68H108ZM122 69V68H121ZM146 69H148V68H146ZM152 69V68H151ZM188 69L186 70V71H188ZM197 69H198V67H196V71H197ZM240 69V68H239ZM249 69V68H248ZM254 69V68H253ZM77 70V69H76ZM79 70H81V69H79ZM191 70V69H190ZM199 70V69H198ZM200 70H202V69H200ZM214 70V69H213ZM223 70V69H222ZM121 71V70H120ZM119 71V72H120ZM124 71V70H123ZM123 71H121V72H123ZM145 70H143V72L142 73H145L144 72ZM148 71V70H147ZM150 71V70H149ZM148 71V72H149ZM160 71V70H159ZM174 71V70H173ZM179 71V70H178ZM181 71H179V73L181 72ZM193 71V70H192ZM195 70H194V72H196ZM210 71V70H209ZM212 71V70H211ZM217 71V70H216ZM219 71V70H218ZM227 71V70H226ZM238 71V70H237ZM247 71V70H246ZM252 71V70H251ZM258 71V70H257ZM78 72V71H77ZM81 73H82V71H80ZM83 72H84V70H83ZM98 72V71H97ZM106 72H107V70H106ZM105 71L103 72V73H106ZM151 72V73H152ZM161 72V71H160ZM193 72V73H194ZM205 72V71H204ZM229 72V71H228ZM233 72V71H232ZM48 73V72H47ZM102 73V72H101ZM118 73V72H117ZM123 73H125V72H123ZM147 73V72H146ZM198 73V72H197ZM216 73V72H215ZM217 73H219V72H217ZM223 73H226V72H224L223 71ZM234 73H235V71H234ZM258 73V72H257ZM188 74V73H187ZM208 74H209V72H208ZM211 74V73H210ZM232 74V73H231ZM246 74V73H245ZM252 74V73H251ZM256 74V73H255ZM261 74H262V71H261ZM79 75V74H78ZM80 75H82V74H80ZM106 75V74H105ZM105 75H103V76H105ZM119 75V74H118ZM121 75H122V73H121ZM144 75V74H143ZM146 75V74H145ZM182 75H184V74H182ZM186 75V74H185ZM197 75V74H196ZM199 75V74H198ZM213 75V74H212ZM218 75V74H217ZM224 75H226V74H224ZM224 75H222V76H224ZM228 75V74H227ZM235 75V74H234ZM248 75H249V73H248ZM94 76V75H93ZM123 76V75H122ZM149 76V75H148ZM172 76L174 77L175 75L174 74H172ZM214 76V75H213ZM261 76V75H260ZM73 77H75V76H73ZM79 77V76H78ZM81 77V76H80ZM97 77V76H96ZM118 77H120V76H118ZM155 77V76H154ZM179 77H181L180 76V74H179ZM186 77V76H185ZM210 77V76H209ZM229 77L230 78H227L226 77V79L227 80H225V83L224 84H222V85H224V88L223 89H225V88H231V89H233V90H235V91H237V89H238V84H237V81L235 82L234 81V79H232L231 78V76H230V74H229ZM234 77H236V75L234 76ZM240 77V76H239ZM259 77V76H258ZM98 78H99V76H98ZM104 78V77H103ZM115 78V79H114ZM142 78V77H141ZM182 78H184V77H182ZM182 78H179V79H181V80H184V79H182ZM194 78V77H193ZM213 78V77H212ZM224 77H222V79H223ZM240 78H242V77H240ZM246 78V77H245ZM92 79V78H91ZM96 79V78H95ZM144 79V78H143ZM168 79H170L169 77H168ZM173 79V78H172ZM178 79V78H177ZM176 79V80H177ZM194 79H196V78H194ZM194 79H193V81H194ZM237 79V78H236ZM243 80H244V78H242ZM241 79V80H242ZM75 80V79H74ZM76 80H78V78L76 79ZM147 80V79H146ZM152 80V79H151ZM171 80V79H170ZM213 80V79H212ZM211 80V81H212ZM216 80V79H215ZM223 80V81H224ZM240 80V79H239ZM241 80H240V83H241ZM79 81V80H78ZM91 81V80H90ZM117 81V80H116ZM141 81V80H140ZM169 81V80H168ZM171 81H173V80H171ZM170 81V82H171ZM180 81V80H179ZM199 81V80H198ZM220 81V80H219ZM82 82V81H81ZM105 82V81H104ZM143 82H144V80H143ZM142 82V83H143ZM146 82V81H145ZM188 82V81H187ZM195 82V81H194ZM209 82V81H208ZM245 82V81H244ZM247 83H246V87H247V90H248V88H249V90L251 91V92H253L254 94H261L262 92H263V88H264V73H263V75L261 76V78H260V80H256L253 76L251 77V78H249V79H247V81H246ZM74 83V82H73ZM107 83V82H106ZM113 83H115V82H113ZM169 83V82H168ZM180 83V82H179ZM185 83V82H184ZM184 83H182V84H184ZM191 83V82H190ZM196 83V82H195ZM200 83V82H199ZM216 81H215V85H216ZM220 83V82H219ZM79 84V83H78ZM78 84H77V86H78ZM81 84V83H80ZM91 84V83H90ZM139 84V83H138ZM144 84V83H143ZM148 84V83H147ZM170 84V83H169ZM181 84V83H180ZM181 84V85H182ZM189 84V83H188ZM191 84H194L193 82L191 83ZM209 84V83H208ZM208 84H206V85H208ZM82 85V87H83V84H81ZM171 85V84H170ZM175 85V84H174ZM173 85V86H174ZM178 85V84H177ZM177 85H176V87H177ZM190 85V84H189ZM214 84H213V86H211V87H214L215 86ZM220 85V84H219ZM218 85V86H219ZM74 86H76V83H75V85ZM105 86H108V85H105ZM113 86V85H112ZM145 86V85H144ZM143 86V87H144ZM185 86V85H184ZM192 86H194V87H191V89L193 90V92H195L194 91V88H196L195 87V85H192ZM104 87V86H103ZM109 87V86H108ZM111 87V86H110ZM140 87V86H139ZM143 87H142V89H143ZM208 87V86H207ZM206 87V88H207ZM220 87H221V85H220ZM240 87V86H239ZM73 88V87H72ZM75 88V87H74ZM81 88V87H80ZM141 88V87H140ZM167 88V87H166ZM165 88V89H166ZM172 88V87H171ZM174 88V87H173ZM180 88V87H179ZM183 88V87H182ZM181 88V89H182ZM198 88V87H197ZM216 89H217V87H215ZM222 88H221V90H222ZM244 88V87H243ZM105 90H106V87L104 88ZM104 89H102V90H104ZM110 90H111V88H109ZM109 89H108V91H109ZM113 89V88H112ZM137 89H138V87H137ZM142 89H141V91H142ZM148 89V90H149ZM161 89V88H160ZM164 88L163 89H161L162 91H164L165 90ZM175 89H178V88H175ZM175 89H174V91H175ZM180 89V90H181ZM211 90H212V88H210ZM241 89V88H240ZM79 90V89H78ZM84 90V89H83ZM104 90V91H105ZM184 90V89H183ZM213 90H215L214 88H213ZM212 90V91H213ZM225 90H227V89H225ZM232 90V91H233ZM244 90V89H243ZM248 90V91H249ZM73 91V90H72ZM81 91V90H80ZM79 91V92H80ZM113 91H114V89H113ZM117 91V90H116ZM140 91V90H139ZM156 91V92H157ZM212 91H210V92H212ZM76 92V91H75ZM107 92V91H106ZM121 92V91H120ZM119 92V93H120ZM159 92V91H158ZM157 92V93H158ZM166 92H167V90H166ZM169 92H170V90H169ZM168 92V93H169ZM172 92V91H171ZM176 92H181V91H179V89H178V91H176ZM189 92V91H188ZM187 92V93H188ZM215 92V91H214ZM221 92H223V91H221ZM243 92V91H242ZM103 93H105V92H103ZM111 93H112V91H111ZM110 93V94H111ZM118 93V94H119ZM135 93V92H134ZM133 93V94H134ZM198 92H196V94H197ZM220 93V92H219ZM226 93V92H225ZM231 93V92H230ZM235 93H237V92H235ZM240 93V92H239ZM245 93V92H244ZM109 93H107L106 94V96L108 95ZM159 94V93H158ZM166 94V93H165ZM183 94H184V92H183ZM190 94V93H189ZM188 94V95H189ZM194 94V93H193ZM204 94H206L205 92H204ZM215 95H216V93H214ZM213 94V95H214ZM224 94V93H223ZM233 94H234V91H233ZM73 95V94H72ZM75 95V94H74ZM78 95H79V93H78ZM157 95V94H156ZM192 95V94H191ZM190 95V96H191ZM202 96H203V94H201ZM219 95H221V93L219 94ZM231 96H232V94H230ZM237 95V94H236ZM77 96V95H76ZM81 96V95H80ZM80 96H78V97H80ZM133 96V95H132ZM173 96V95H172ZM175 96H177L178 97V95H177V93L175 94ZM184 96H185V94H184ZM201 96V97H202ZM223 96V95H222ZM244 96V95H243ZM253 96V95H252ZM255 96V95H254ZM251 97V98H256V97ZM262 96V95H261ZM260 96V97H261ZM134 97H136V96H134ZM166 97V98H165ZM169 97H171V96H169ZM182 97V96H181ZM195 97V96H194ZM236 97V96H235ZM234 96H233V98H235ZM239 96H237V98H238ZM241 97H242V95H241ZM127 98V97H126ZM184 98V97H183ZM191 98V97H190ZM206 98V97H205ZM209 98V97H208ZM211 98H212V96H211ZM229 98V97H228ZM236 98V99H237ZM243 98V97H242ZM250 98V97H249ZM258 98V97H257ZM81 99V98H80ZM129 99H131V97L129 98ZM128 99V100H129ZM133 99V98H132ZM170 99H172V98H170ZM175 99H177V98H175ZM179 99V98H178ZM181 99V98H180ZM179 99V100H180ZM195 99H197L196 97H195ZM201 99V98H200ZM258 99H260V98H258ZM258 99H257V101H258ZM261 99H263V98H261ZM105 100V99H104ZM126 100V99H125ZM168 100V99H167ZM173 100H174V98H173ZM178 100V101H179ZM198 100V99H197ZM230 100H231V97H230ZM234 100V99H233ZM239 100H240V98H239ZM82 101V100H81ZM133 101V100H132ZM131 101V102H132ZM177 101V102H178ZM196 101V100H195ZM199 101V100H198ZM201 101H202V99H201ZM200 101V102H201ZM207 101V100H206ZM227 101V100H226ZM250 101V100H249ZM252 101V100H251ZM250 101V102H251ZM263 101V100H262ZM75 102V101H74ZM105 102V101H104ZM117 102V101H116ZM123 102V101H122ZM122 102H121V104H122ZM128 102V101H127ZM171 102V101H170ZM184 102V101H183ZM190 102H191V100H190ZM193 102H194V98H193ZM202 102H204V100L202 101ZM232 102V101H231ZM244 102H246V100L244 101ZM256 101H254L253 100V103H255ZM259 102V101H258ZM264 102V101H263ZM73 103V102H72ZM120 103V102H119ZM124 103V102H123ZM126 103V102H125ZM169 103V102H168ZM179 103V102H178ZM186 103V102H185ZM188 103V102H187ZM186 103V104H187ZM195 103V102H194ZM239 103H241L240 104V106L242 105V102H239ZM248 103V102H247ZM260 103V102H259ZM258 103V104H259ZM77 104H81L80 102L78 103L77 102ZM77 104H76V106H77ZM102 104V103H101ZM109 104V103H108ZM111 104H113V102L111 103ZM117 104V103H116ZM191 104V103H190ZM203 104V103H202ZM201 104V105H202ZM208 104V103H207ZM211 107H210V105L208 106V107H210V110H209V108H208V110H209V116H208V118H206V119H208V122H209V124H213V123H215V122H218V121H222V119L223 118H225V115H224V110H225V108H226V106H227V103H225L224 102V99H222V98H217V96H215V97H213L212 98V100H211ZM228 104H229V102H228ZM231 104V103H230ZM234 104V103H233ZM243 104H246V103H243ZM261 104V103H260ZM131 105H130V108H131ZM163 105V104H162ZM165 105V104H164ZM167 105V104H166ZM172 105V104H171ZM174 105V104H173ZM178 105V104H177ZM185 105V104H184ZM188 105V104H187ZM192 105V104H191ZM194 106H195V104H193ZM197 105V104H196ZM235 105H236V103H235ZM253 105V104H252ZM255 105V104H254ZM71 106V105H70ZM82 106V105H81ZM104 107V105L102 104L100 107ZM107 106V105H106ZM115 106V105H114ZM117 106H119V105H117ZM121 106V105H120ZM119 106V107H120ZM124 106V105H123ZM168 106V105H167ZM174 106H176V105H174ZM173 106V107H174ZM179 106H180V104H179ZM206 106V105H205ZM231 106V105H230ZM229 106V107H230ZM237 107H238V103H237V105H236ZM247 106V105H246ZM256 106V105H255ZM80 107V106H79ZM108 107H110V105L108 106ZM116 107V106H115ZM160 107V106H159ZM158 107V108H159ZM200 107V106H199ZM229 107H228V109H229ZM234 107V106H233ZM247 107H249V105L247 106ZM251 107V106H250ZM253 107V106H252ZM76 108V107H75ZM75 108H74V110H75ZM78 108V107H77ZM84 108V107H83ZM82 108V109H83ZM111 108V107H110ZM109 108V109H110ZM114 108V107H113ZM113 108H111V109H113ZM121 108V107H120ZM119 108V109H120ZM123 108V107H122ZM122 108L120 109V113H121V110H122ZM127 108V107H126ZM170 108H172V107H170ZM176 108V107H175ZM193 108V107H192ZM195 108V107H194ZM194 108H193V110H194ZM197 108V107H196ZM231 108V107H230ZM235 108V107H234ZM239 108V107H238ZM244 108H246V107H244ZM80 109V108H79ZM177 109V108H176ZM199 110H200V108H198ZM206 109V108H205ZM227 109V108H226ZM99 110V109H98ZM103 110V109H102ZM107 110V109H106ZM117 110V109H116ZM115 110V111H116ZM127 110H128V108H127ZM131 110V109H130ZM162 110H163V108H162ZM167 110V109H166ZM165 110V111H166ZM175 110V109H174ZM208 110H206V111H208ZM241 110V108L239 109V111ZM244 110V109H243ZM70 111V110H69ZM80 111V110H79ZM100 111V110H99ZM99 111H98V113H99ZM159 111V110H158ZM175 111H177V110H175ZM178 111H179V109H178ZM196 111V110H195ZM236 111V110H235ZM238 111V112H239ZM246 111V110H245ZM244 111V112H245ZM249 111V110H248ZM252 111H255V110H253V108H252ZM251 111V112H252ZM109 112V111H108ZM111 112H112V110H111ZM124 112V111H123ZM129 111H127V113H128ZM145 112H147V111H145ZM193 112V111H192ZM230 112V111H229ZM232 112H233V110H232ZM67 113H69L68 111H67ZM70 113H72V110H71V112ZM77 113V112H76ZM104 113V112H103ZM144 113V112H143ZM162 113V112H161ZM175 113V112H174ZM177 113V112H176ZM206 113V112H205ZM208 113V112H207ZM236 114H237V111L235 112ZM241 113V112H240ZM256 113V112H255ZM73 114V113H72ZM71 114V115H72ZM78 114H81V112L80 113H78ZM77 114V115H78ZM95 114V113H94ZM97 114V113H96ZM110 114H112V113H110ZM122 114V113H121ZM168 114V113H167ZM170 115H172L171 113H169ZM197 114V113H196ZM201 114V113H200ZM200 114H198V115H200ZM234 114V113H233ZM236 114H234V115H236ZM242 114V113H241ZM251 114V113H250ZM69 115V114H68ZM99 115V114H98ZM101 115V114H100ZM116 115H117V113H116ZM131 115H133V114H131ZM162 115V114H161ZM169 115V116H170ZM192 115V114H191ZM204 115H206V114H204ZM234 115H233V117H234ZM94 116V115H93ZM96 116V115H95ZM94 116V117H95ZM104 116V115H103ZM114 116V115H113ZM122 116V115H121ZM120 116V117H121ZM129 116V114L126 116V117H128ZM159 116V115H158ZM165 116V115H164ZM175 116V115H174ZM178 116V115H177ZM227 116H228V114H227ZM237 116V115H236ZM243 116H244V114H243ZM253 116H256V115H254V113L252 114V116L251 117H253ZM70 117V116H69ZM68 117V118H69ZM78 119H79V117H81V116H76ZM99 117V116H98ZM98 117L96 118H94V119H98ZM108 118H109V116H107ZM133 117H135V115L133 116ZM133 117H131V119H135V118H133ZM160 117V116H159ZM162 117V116H161ZM171 117V116H170ZM189 117H191V116H189ZM188 117V118H189ZM204 117V116H203ZM229 117H230V115H229ZM228 117V118H229ZM111 118H113L112 116H111ZM125 118V117H124ZM172 118V117H171ZM180 118V117H179ZM183 118H185V117H183ZM194 118V117H193ZM198 118V117H197ZM205 118V117H204ZM227 118V117H226ZM239 118V117H238ZM249 118V117H248ZM254 118V117H253ZM253 118H251V120L253 119ZM81 119H84V118H82L81 117ZM104 119V118H103ZM102 119V120H103ZM116 119H118V118H116ZM122 119H123V117H122ZM130 119V120H131ZM160 119H162V118H160ZM164 119V118H163ZM172 119H174V117L172 118ZM171 119V120H172ZM178 119V118H177ZM181 119V118H180ZM192 119V118H191ZM232 119H234V118H232ZM64 120H66L65 118H64ZM77 120V119H76ZM107 120H109V119H107ZM125 120V119H124ZM123 120V121H124ZM129 119H128V121H130ZM165 120V119H164ZM195 120H197V119H195ZM200 120V119H199ZM201 120H203V119H201ZM237 120V119H236ZM247 120V119H246ZM250 120V121H251ZM254 120V119H253ZM94 121V120H93ZM92 121V122H93ZM104 121H105V119H104ZM111 121V120H110ZM116 121V120H115ZM134 121V120H133ZM139 121V120H138ZM167 121H169V119L167 120ZM175 121V120H174ZM179 121V120H178ZM185 121V120H184ZM206 121V120H205ZM224 121V120H223ZM222 121V122H223ZM242 121V120H241ZM248 121V120H247ZM249 121V122H250ZM67 122V121H66ZM65 122V123H66ZM91 122V123H92ZM121 122V121H120ZM119 122V123H120ZM141 122H142V120H141ZM142 122V123H143ZM162 122V121H161ZM188 122V121H187ZM194 122V121H193ZM207 122V121H206ZM243 122V121H242ZM253 122V121H252ZM259 122V121H258ZM61 123H62V121H61ZM60 123V124H61ZM97 123H99V121L97 122ZM96 123V124H97ZM107 123V122H106ZM113 122L111 121V124H112ZM119 123H118V126H119ZM124 123H126V122H124ZM132 123V122H131ZM137 123V122H136ZM163 123V122H162ZM185 123V122H184ZM199 123H200V121H199ZM228 123V122H227ZM227 123H225V124H227ZM229 123H230V121H229ZM233 123V122H232ZM256 124H257V122H255ZM93 124H94V122H93ZM100 124H102V123H100ZM99 124V125H100ZM111 124H109V125H111ZM114 124V123H113ZM116 124V123H115ZM128 124L130 125V123L128 122ZM140 124V123H139ZM160 124V123H159ZM166 124V122H164V125ZM168 125H169V123H167ZM166 124V125H167ZM179 124V123H178ZM208 124V125H209ZM219 124V123H218ZM225 124H223V125H225ZM58 125V124H57ZM65 125V124H64ZM107 125V124H106ZM121 126H123L124 127V124H123V122H122V124H120ZM171 125V124H170ZM198 125V124H197ZM214 125V124H213ZM216 125V124H215ZM222 125V124H221ZM228 126L230 125V124H227ZM62 126H63V123H62ZM79 125H77L76 127H78ZM116 126H117V124L116 125H111L110 126V128H112V129H117L118 128V126H117V128H116ZM128 126V125H127ZM126 126V127H127ZM134 126V125H133ZM136 126V125H135ZM140 126V125H139ZM143 126V125H142ZM161 126V125H160ZM163 126V125H162ZM210 126V125H209ZM231 126V125H230ZM229 126V127H230ZM75 127V128H76ZM90 127V126H89ZM99 127V126H98ZM102 127V126H101ZM106 127V126H105ZM107 127H108V125H107ZM125 127V131H126V128ZM145 127V129L147 130V128ZM164 127V126H163ZM163 127H162V129H163ZM166 127V126H165ZM175 127V126H174ZM217 127V126H216ZM224 126H222V128H223ZM232 127V126H231ZM239 127V126H238ZM79 128V127H78ZM82 128V127H81ZM92 128H93V126H92ZM91 128V130H93L94 132L96 131V130H94V129H92ZM129 128V127H128ZM135 128V127H134ZM137 128V127H136ZM139 128V127H138ZM143 128H144V126H143ZM171 128V127H170ZM179 128V127H178ZM204 128H206V126L204 127ZM251 128H252V126H251ZM256 128V127H255ZM56 129V128H55ZM58 129V128H57ZM63 128H61V130H62ZM74 129V128H73ZM83 129V128H82ZM106 129H108V128H106ZM130 129H131V127L129 128V131H130ZM141 129H142V127H141ZM166 130H168V128H165ZM177 129V128H176ZM181 129V128H180ZM211 129H212V127H211ZM210 129V130H211ZM227 129V128H226ZM250 129V128H249ZM61 130H60V132H61ZM105 130V129H104ZM128 130V129H127ZM145 130V132L146 133H144V135L145 134H147L148 132L147 131H149V130H147L146 131ZM172 130H173V128H172ZM175 130V129H174ZM178 130V129H177ZM183 130V129H182ZM207 130H208V128H207ZM207 130H206V133H207ZM229 130V129H228ZM231 130H233V129H231ZM76 131H78V130H76ZM81 131V130H80ZM84 131V130H83ZM89 131V130H88ZM98 131H99V129H98ZM100 131H102V130H100ZM107 131H110V129L109 130H107ZM117 131V130H116ZM124 131V132H125ZM140 131V130H139ZM170 131V130H169ZM176 131V130H175ZM181 131V130H180ZM224 131L226 132L227 130H225L224 129ZM240 131H241V129H240ZM55 132V131H54ZM58 132V131H57ZM66 132V131H65ZM90 132V131H89ZM106 131H104V133H105ZM112 132V131H111ZM113 132H114V130H113ZM132 133H133V131H131ZM142 132V131H141ZM140 132V133H141ZM152 132V131H151ZM167 132V131H166ZM171 132V131H170ZM177 132V131H176ZM184 132V131H183ZM186 132V131H185ZM200 132V131H199ZM215 132H217L216 130H215ZM225 132H224V134H225ZM234 132H236V127H235V131ZM233 132V133H234ZM59 133V132H58ZM73 133H75V131H73L72 132V134ZM100 133H103V132H100ZM99 133V134H100ZM103 133V134H104ZM115 133V132H114ZM113 133V134H114ZM118 133V132H117ZM128 133V132H127ZM130 133V132H129ZM139 133V134H140ZM164 133V132H163ZM172 133V132H171ZM175 133V132H174ZM181 133V132H180ZM214 133V132H213ZM223 133V132H222ZM221 133V134H222ZM228 133H229V131H228ZM242 133V132H241ZM250 133V132H249ZM253 133H256L255 131L253 132ZM77 134H79V133H77ZM81 134V133H80ZM91 134H93V132L91 133ZM95 134V133H94ZM106 134V133H105ZM108 134V133H107ZM112 134V133H111ZM123 134V133H122ZM125 134H126V132H125ZM209 134V133H208ZM55 135V134H54ZM58 135V134H57ZM56 135V136H57ZM90 135V134H89ZM89 135H87V138H88V136ZM128 135V134H127ZM143 135V136H144ZM150 135V134H149ZM148 135V136H149ZM162 135V134H161ZM167 135H168V132H167ZM174 135V134H173ZM176 135V134H175ZM184 135H186V138H187V135L188 134H184ZM210 135V134H209ZM212 135V134H211ZM216 134L214 133V135H212V136H215ZM242 135V134H241ZM248 135V134H247ZM255 135V134H254ZM55 136V137H56ZM81 136V135H80ZM96 136H97V134H96ZM107 136V135H106ZM106 136H105V138H106ZM111 136V135H110ZM129 136V135H128ZM127 136V137H128ZM131 136H133L132 134H131ZM138 136V135H137ZM141 136V135H140ZM153 136V135H152ZM172 136V135H171ZM180 136V135H179ZM208 136V135H207ZM217 136V135H216ZM215 136V137H216ZM223 136V135H222ZM236 136H238V135H236ZM243 136V135H242ZM71 137V136H70ZM77 137V136H76ZM103 137V136H102ZM113 137V136H112ZM125 137H126V135H125ZM124 137V138H125ZM147 137V136H146ZM151 137V136H150ZM156 137H157V134H156ZM156 137H155V139H156ZM162 137H164L163 135H162ZM166 137V136H165ZM178 137V136H177ZM189 137L191 138V136L189 135ZM206 137V136H205ZM205 137H204V139H205ZM218 137V136H217ZM235 137V136H234ZM246 137V136H245ZM245 137H243V139L245 138ZM248 138L250 137V135L249 136H247ZM258 137V136H257ZM56 138H58V137H56ZM93 138V137H92ZM100 138V137H99ZM131 138V137H130ZM129 138V139H130ZM152 138V137H151ZM158 138V137H157ZM173 138V137H172ZM171 138V139H172ZM175 138V137H174ZM180 138V137H179ZM193 140L195 141V144H196V142H198V141H200V133H198L197 132V130H196V133H194L193 134ZM208 138H210V136H208L207 137V139ZM72 139V138H71ZM77 139V138H76ZM82 139V138H81ZM84 139V138H83ZM89 139H91L90 138V136H89ZM95 139V138H94ZM104 139V138H103ZM102 139V140H103ZM111 139V138H110ZM120 139V138H119ZM129 139H128V141H129ZM139 140L141 139L140 137L138 138ZM137 139V140H138ZM148 139H150V138H148ZM160 139V138H159ZM163 139V138H162ZM184 139V138H183ZM203 139V140H204ZM213 139H215V138H213ZM237 139V138H236ZM242 139V138H241ZM99 140V139H98ZM109 140V139H108ZM115 140V139H114ZM118 140V139H117ZM131 140V139H130ZM145 140V139H144ZM174 140V139H173ZM188 140V139H187ZM191 140H192V138H191ZM209 140V139H208ZM218 140V139H217ZM247 140H249V139H247ZM246 140V141H247ZM56 141H57V139H56ZM79 141H80V139H79ZM82 141V140H81ZM88 141V140H87ZM90 141H92L93 142V140H90ZM89 141V142H90ZM95 141H97V139L95 140ZM104 141H105V139H104ZM113 141V140H112ZM125 141V140H124ZM127 141V142H128ZM135 141V140H134ZM152 141H154V140H152ZM162 142H163V140H161ZM167 141V140H166ZM168 141H170V140H168ZM175 141V140H174ZM210 141V140H209ZM212 142H213V140H211ZM218 141H220V139L218 140ZM239 141V140H238ZM246 141L244 140V143H246ZM253 141H254V139H253ZM251 142V140H250V142L251 143H253L254 144V142ZM71 142V141H70ZM75 143L73 144H71V148H70V150H69V154H68V157H67V160H66V163H65V169H64V171H63V173H62V171H60L62 174H60V176L62 175L63 176V179L66 181L67 179H69L70 177H72V175L74 176V168L76 167V165L78 164V163H80V161L82 160V158H83V156H85V155H83L82 156V154H83V149H82V146H81V144L79 143V142H76V141H74ZM83 142V141H82ZM86 142V141H85ZM108 142V141H107ZM114 142V141H113ZM115 142H116V140H115ZM127 142H126V144H127ZM130 142V141H129ZM139 142V141H138ZM162 142H160V143H162ZM173 142V141H172ZM171 142V143H172ZM180 142V141H179ZM184 142H186V140L184 141ZM191 142V141H190ZM204 142V141H203ZM236 142H237V140H236ZM240 142V141H239ZM91 143V142H90ZM98 143H99V141H98ZM98 143H95L94 142V145L96 146V148L99 150V148H100V146L98 145ZM103 143V142H102ZM104 143H106V141L104 142ZM111 144H112V142H110ZM121 142H119V143H114L113 145H114V148H116V149H118L119 148V144H120ZM130 143H132V142H130ZM135 143H137V142H135ZM139 143H141V142H139ZM150 143V142H149ZM148 143V144H149ZM169 143V142H168ZM176 143V142H175ZM191 143H193V141L191 142ZM238 143V142H237ZM236 143V144H237ZM129 144V143H128ZM144 144H145V142H144ZM144 144H143V146H144ZM151 144V143H150ZM154 144V143H153ZM158 144V143H157ZM183 144H185V143H183ZM188 144V143H187ZM190 144V143H189ZM189 144H188V146H189ZM195 144L193 143V146H194V148H195ZM243 144V143H242ZM247 144H248V142H247ZM250 144V143H249ZM102 145V144H101ZM108 145V143L106 144V145H103V146H107ZM122 145V144H121ZM130 145V144H129ZM146 145V144H145ZM155 145V144H154ZM159 145V144H158ZM164 145V144H163ZM173 145V144H172ZM176 145V144H175ZM182 145V144H181ZM203 145H205V144H203ZM209 145V144H208ZM109 146V145H108ZM132 146V145H131ZM131 146H129V147H131ZM134 146V148H132L133 149V151H131L132 152V156L130 155V152H129V155H130V158H128L127 160H128V162H131L134 158V155L136 154H141L143 151H141V147L140 146H138V145H133ZM149 146V145H148ZM160 146H162V145H160ZM166 146V145H165ZM186 146V145H185ZM192 146V147H193ZM221 146V145H220ZM219 146V147H220ZM240 146V145H239ZM250 146H251V144H250ZM254 146H255V144H254ZM85 147H87V146H85ZM158 147V146H157ZM171 147V146H170ZM180 147V146H179ZM178 147V148H179ZM190 147V146H189ZM203 147V146H202ZM226 146H222V148H225ZM106 148V147H105ZM112 148V147H111ZM114 148H112V149H114ZM125 148V147H124ZM162 148V147H161ZM167 148V147H166ZM172 148V147H171ZM183 148H185V147H183ZM204 148V147H203ZM205 148H206V146H205ZM209 148H211V147H209ZM221 148V147H220ZM236 147H234V149H235ZM239 148H241V147H239ZM102 149V148H101ZM110 149V148H109ZM108 149V151L111 153V149L109 150ZM128 149V148H127ZM152 149V148H151ZM150 148H149V150H151ZM192 149V148H191ZM191 149H189V150H191ZM207 149V148H206ZM205 149V150H206ZM218 149V148H217ZM226 149H227V147H226ZM226 149H224V150H226ZM242 149H244L245 150V146H243V148ZM242 149H241V151H242ZM253 149V148H252ZM86 150V152H87V149H85ZM89 150V149H88ZM104 150V149H103ZM102 150V151H103ZM120 150V149H119ZM118 150V151H119ZM122 150H123V148H122ZM166 150V149H165ZM165 150H163V149H157L156 150V155H155V157L157 158V159H153V157H152V159L151 158H147V162L149 163V165H151L152 167H156V166H159V165H161L162 163H164L167 159V157L168 156H166V154H165ZM172 150H174L173 148H172ZM172 150H170L171 152H173ZM181 150V149H180ZM183 150H185V149H183ZM194 150V149H193ZM198 150H200V149H198ZM197 150V151H198ZM203 150V149H202ZM201 150V151H202ZM212 150H214V149H212ZM229 150V149H228ZM227 150V151H228ZM53 151V150H52ZM91 151H93V150H91ZM101 151V152H102ZM117 151V152H118ZM147 151V150H146ZM152 151V150H151ZM186 151V150H185ZM208 151V150H207ZM223 151V150H222ZM239 151V150H238ZM96 152V151H95ZM104 152V151H103ZM102 152V153H103ZM105 152H106V150H105ZM115 152H116V150H115ZM168 152V151H167ZM181 152V151H180ZM179 152V153H180ZM182 152H184V151H182ZM194 152V151H193ZM192 152V153H193ZM196 152V151H195ZM203 152V151H202ZM201 152V153H202ZM214 152V151H213ZM212 152V153H213ZM219 152V151H218ZM236 152V150L234 151V153ZM240 152V151H239ZM90 153V152H89ZM88 153V154H89ZM108 153V152H107ZM121 153H122V151H121ZM150 153H153V152H150ZM178 153V154H179ZM186 153V152H185ZM197 153V152H196ZM201 153H199V154H201ZM208 153H209V151H208ZM215 153V152H214ZM221 153V152H220ZM224 153V152H223ZM226 153V152H225ZM232 153L233 152H231V154L230 155H232ZM238 153V152H237ZM236 153V155H239V153L237 154ZM243 153H244V151H243ZM86 154V153H85ZM92 154H93V152H92ZM105 154V153H104ZM116 154V153H115ZM118 154V153H117ZM145 155H146V153H144ZM143 153H142V155H144ZM177 154V153H176ZM210 154H211V152H210ZM227 154V153H226ZM226 154H223V155H226ZM245 154V153H244ZM90 155V154H89ZM124 155V154H123ZM123 155H122V157H123ZM149 155V154H148ZM180 155V154H179ZM213 154H211V156H212ZM241 155V154H240ZM94 156V155H93ZM103 156V155H102ZM110 156H111V154H110ZM110 156H108V158L110 157ZM117 156V155H116ZM127 156H128V154H127ZM176 156V155H175ZM174 156V157H175ZM184 156L185 157H187L188 155L187 154H184ZM192 156V155H191ZM207 156H208V154H207ZM210 156V155H209ZM229 156V155H228ZM228 156H226V157H223V158H227ZM233 156V155H232ZM231 156V157H232ZM235 156V155H234ZM241 156H243V154L241 155ZM240 156V157H241ZM98 157V156H97ZM106 157V156H105ZM112 157V156H111ZM125 157H126V155H125ZM129 157V156H128ZM136 157V156H135ZM137 157H141V156H137ZM145 157V156H144ZM147 157V156H146ZM149 157V156H148ZM185 157H181V159L183 158H185ZM194 157V156H193ZM244 157V156H243ZM88 158V157H87ZM103 158V157H102ZM101 158V159H102ZM115 158V157H114ZM172 158V157H171ZM175 158H177V157H175ZM195 158V157H194ZM203 158V157H202ZM209 158V157H208ZM222 158V157H221ZM220 158V159H221ZM242 158V157H241ZM241 158H240V160H241ZM84 160L86 159V156L83 158ZM118 159L120 160V158L118 157ZM166 159V160H165ZM169 159V158H168ZM186 159H188V157L186 158ZM185 159V160H186ZM198 159V158H197ZM196 159V160H197ZM204 159V158H203ZM235 159V158H234ZM234 159H232V160H234ZM244 159V158H243ZM46 160V159H45ZM83 160V161H84ZM96 160H98V158L97 159H95V157H91V158H89V161H87V163L88 164H91L92 162H96ZM100 160V159H99ZM98 160V161H99ZM113 160V159H112ZM112 160L108 163V166H107V168L109 167H114V163L112 162ZM124 160H125V158H124ZM126 160V161H127ZM135 160V159H134ZM137 160V159H136ZM175 160H179V159H175ZM174 160V161H175ZM184 160V161H185ZM205 160H207V159H205ZM210 160V159H209ZM239 160V159H238ZM239 160V161H240ZM121 161V160H120ZM126 161H124V162H126ZM138 161L140 162V160L138 159ZM168 161V160H167ZM180 161V160H179ZM184 161H182L183 162V165L182 166H180V167H178V168H180L181 169V171L184 173V175H187V171H188V168H187V163L186 162H184ZM212 161V160H211ZM223 161H224V159H223ZM85 162V161H84ZM84 162H82V163H84ZM107 162H108V160H107ZM115 162V161H114ZM135 162V161H134ZM137 162V161H136ZM139 162H137V163H139ZM145 162V161H144ZM176 162H178V161H176ZM176 162L174 163L175 165H177L176 164ZM181 162V161H180ZM208 162V161H207ZM228 162V161H227ZM232 162V161H231ZM234 162H237V161H235L234 160ZM233 162V163H234ZM184 163H186V164H184ZM189 163H190V160H189ZM193 162H191L190 164H192ZM232 163V164H233ZM239 163V162H238ZM45 164V163H44ZM87 164V165H88ZM93 164V163H92ZM91 164V165H92ZM95 164V163H94ZM99 164V163H98ZM122 164V163H121ZM124 164H126V163H124ZM128 164V163H127ZM167 164V163H166ZM165 164V165H166ZM173 164V163H172ZM172 164H170V165H172ZM82 165H85V164H82ZM100 165V164H99ZM117 165V164H116ZM130 165V164H129ZM134 165L135 164H133L132 165V167H134ZM137 165V164H136ZM144 165H146V164H144ZM148 165V166H149ZM164 165V164H163ZM169 165V166H170ZM179 165V164H178ZM197 165V164H196ZM121 166H123V164L121 165ZM138 166H140V165H138ZM143 166V165H142ZM167 166V165H166ZM192 166V165H191ZM190 166V167H191ZM230 166H232L233 167V165H231L230 164ZM236 166V165H235ZM237 166H239V165H237ZM244 166V165H243ZM90 167V166H89ZM94 167V166H93ZM100 167H102V166H100ZM99 167V168H100ZM125 167H127V166H125ZM125 167H123V168H125ZM129 167H131V166H128L127 167V169L125 170L126 172L129 170ZM136 167V166H135ZM141 167V166H140ZM194 167H198V165L197 166H195L194 165ZM193 167V168H194ZM82 168V167H81ZM90 168H92V167H90ZM98 168V169H99ZM115 168H116V166H115ZM119 168H122V167H119ZM139 168V167H138ZM146 168V167H145ZM150 168V167H149ZM164 168V167H163ZM199 168H201V166L200 167H198V169ZM234 168V167H233ZM93 169H95V168H93ZM113 169V168H112ZM134 170H135V168H133ZM132 169V170H133ZM140 169V168H139ZM148 169V168H147ZM146 169V170H147ZM167 169V168H166ZM179 169V170H180ZM192 169V168H191ZM190 169V170H191ZM195 169V168H194ZM231 168H229V170H230ZM236 169V168H235ZM77 170V169H76ZM86 170V169H85ZM90 170H92V169H90ZM103 170V169H102ZM116 170V169H115ZM118 170V169H117ZM145 170V171H146ZM149 170H151V169H149ZM174 170H176V169H174ZM197 170V169H196ZM199 170H202V169H199ZM226 170H227V168H226ZM234 170V169H233ZM83 171V170H82ZM81 171V173H83ZM87 171V170H86ZM97 171V170H96ZM113 171V170H112ZM124 171V170H123ZM123 171H122V173H123ZM130 171V170H129ZM128 171V172H129ZM137 171H138V169H137ZM165 171V170H164ZM167 171V170H166ZM198 171V170H197ZM43 172V171H42ZM41 172V173H42ZM95 172V171H94ZM93 172V173H94ZM117 172V171H116ZM126 172H124V174L126 173ZM132 172V171H131ZM142 172V171H141ZM141 172H139V173H141ZM152 172H153V170H152ZM170 171L168 170V173H169ZM173 171H171V173H172ZM175 172V171H174ZM191 172V171H190ZM192 172H195V170H193ZM200 172V171H199ZM198 172V173H199ZM203 172V171H202ZM231 172V171H230ZM77 173H78V171H77ZM89 173V172H88ZM119 173V172H118ZM130 173V172H129ZM133 173V172H132ZM134 173H135V171H134ZM139 173H138V177H139ZM143 173V172H142ZM226 173V172H225ZM228 173V172H227ZM86 174V173H85ZM98 174V173H97ZM105 174V173H104ZM103 174V175H104ZM117 174V173H116ZM127 174V173H126ZM151 174H153V173H151ZM157 174V173H156ZM177 174H180V172L178 173L177 172ZM192 174V173H191ZM190 174V175H191ZM99 175H100V172H99ZM103 175H102V177H103ZM129 175V174H128ZM132 174H130V176H131ZM135 175V174H134ZM144 175V174H143ZM143 175H141L140 177H141V179H142V182H144V183H147V181H146V179L148 178H146V176H143ZM145 175H146V173H145ZM174 175V174H173ZM181 175V174H180ZM183 175V174H182ZM201 175V174H200ZM79 176H80V174H79ZM89 176H91V175H89ZM88 176V177H89ZM94 176V175H93ZM105 176V175H104ZM125 176V175H124ZM136 176H137V174H136ZM135 176V177H136ZM148 176H149V174H148ZM152 176V175H151ZM175 176V175H174ZM206 176V175H205ZM223 176H225V175H223ZM229 176V175H228ZM76 177V176H75ZM87 177V176H86ZM87 177V178H88ZM96 177H98V175L96 176ZM108 177V176H107ZM120 177V176H119ZM150 177V176H149ZM153 177V176H152ZM156 177H157V175H156ZM155 177V178H156ZM164 177V176H163ZM169 177V176H168ZM182 177V176H181ZM188 177V176H187ZM193 177V176H192ZM197 177H199V175L197 176ZM208 177V176H207ZM209 177H211L210 175H209ZM72 178H74V177H72ZM78 178H80V177H78ZM82 178H84V176L82 177ZM121 178H123V177H121ZM158 178L160 179V177H159V175H158ZM157 178V179H158ZM165 178V177H164ZM173 178V177H172ZM176 178V177H175ZM183 178H184V176H183ZM186 178V177H185ZM184 178V179H185ZM190 178V177H189ZM201 178L203 179V177H202V175H201ZM226 178V177H225ZM228 178V177H227ZM230 178H232V177H230ZM230 178H228V179H230ZM262 178V177H261ZM60 179V178H59ZM93 179V178H92ZM91 179V180H92ZM94 179H95V177H94ZM97 179V178H96ZM100 179V178H99ZM129 179L131 180L132 179V177L130 178L129 177ZM140 179V178H139ZM158 179V180H159ZM163 179V178H162ZM161 179V180H162ZM177 179V178H176ZM184 179H182V180H184ZM191 179V178H190ZM210 179V178H209ZM81 180V179H80ZM85 180V179H84ZM87 180V179H86ZM115 180V179H114ZM120 180L122 181V179H119L118 181L120 182ZM124 180V179H123ZM165 180H166V178H165ZM187 180V179H186ZM200 180V179H199ZM223 180V179H222ZM222 180H221V182H222ZM227 180V179H226ZM64 181V183H66ZM70 181V180H69ZM96 181V180H95ZM99 181V180H98ZM98 181H97V183H98ZM101 181V180H100ZM106 181V180H105ZM110 181V180H109ZM118 181H117V183H118ZM133 181V180H132ZM136 181V180H135ZM139 181V180H138ZM148 181H149V179H148ZM157 181V180H156ZM155 181V182H156ZM167 181L168 180H166V183H167ZM169 181H170V177H169ZM168 181V182H169ZM179 181V180H178ZM188 182H190L189 180H187ZM205 181V180H204ZM230 181V180H229ZM228 181V182H229ZM251 181V180H250ZM254 181H255V179H254ZM76 182V181H75ZM82 182H84V181H82ZM90 182H92V181H90V179H89V182L87 183V186H85L86 188H88L89 187V183ZM103 182V181H102ZM124 182V181H123ZM134 182V181H133ZM153 182V181H152ZM152 182H150V183H152ZM162 182V181H161ZM160 181H159V183L158 184H160L161 183ZM164 182V181H163ZM162 182V183H163ZM180 182V181H179ZM194 182V181H193ZM197 182V181H196ZM200 182V181H199ZM213 182V181H212ZM225 182V181H224ZM59 183V182H58ZM57 183V184H58ZM61 183V182H60ZM85 183V182H84ZM83 183V184H84ZM85 183V184H86ZM100 183V182H99ZM112 183V182H111ZM115 182L113 181V185H115L114 184ZM140 183H141V181H140ZM170 183H171V181H170ZM181 183H183L184 184V182H181ZM180 183V184H181ZM73 184V183H72ZM71 184V185H72ZM79 184H81V183H79ZM78 184V185H79ZM93 185V182L92 183H90V185ZM101 184V183H100ZM98 185V186H101V185ZM106 184H108V181H107V183ZM105 184V185H106ZM119 185H120V183H118ZM118 184H116V185H118ZM123 184V183H122ZM126 184V183H125ZM135 185H137L136 183H134ZM190 184V183H189ZM188 184V185H189ZM197 184V183H196ZM214 184V183H213ZM226 184V183H225ZM224 184V185H225ZM61 185V184H60ZM102 185H103V183H102ZM131 185V184H130ZM130 185H127V186H130ZM134 185V186H135ZM139 185L140 184H138V187L137 188H139ZM143 185H145V184H143ZM148 185V184H147ZM153 185L155 186L156 184H154L153 183ZM153 185H151V186H153ZM161 185V184H160ZM159 185V186H160ZM186 185V184H185ZM191 185V184H190ZM209 185V184H208ZM228 185V184H227ZM74 185H72L71 187H73ZM94 186H95V184H94ZM111 186H112V184H111ZM127 186H125V187H127ZM158 186V187H159ZM171 186V185H170ZM187 186V185H186ZM197 186V185H196ZM195 186V187H196ZM207 186V185H206ZM210 186V185H209ZM221 186V185H220ZM219 185H218V187H220ZM61 187V186H60ZM67 187V186H66ZM96 187V186H95ZM108 187V186H107ZM113 187V186H112ZM124 187V186H123ZM122 187V188H123ZM132 187V186H131ZM150 187V186H149ZM157 187V186H156ZM157 187V188H158ZM165 187V186H164ZM181 186H179V188H180ZM190 187V186H189ZM228 187V186H227ZM262 187V186H261ZM85 188V189H86ZM101 188H103V186L101 187ZM106 188V187H105ZM116 188H118V187H116ZM121 188V187H120ZM120 188H118L119 189V192L121 191L122 193L124 192H126L127 190H125V189H120ZM136 188V187H135ZM136 188V189H137ZM141 188H142V186H141ZM174 188V187H173ZM188 188V187H187ZM217 188V187H216ZM256 188V187H255ZM260 188V187H259ZM56 189H58L57 187H56ZM76 189V188H75ZM74 189V190H75ZM80 189V188H79ZM83 189V188H82ZM96 189V188H95ZM107 189V188H106ZM131 189V188H130ZM149 189V188H148ZM151 189V188H150ZM152 189H153V187H152ZM183 189H184V185H183ZM196 189V188H195ZM202 189V188H201ZM206 189V188H205ZM218 189V188H217ZM226 189H229V187L228 188H226ZM252 189V188H251ZM261 190H262V188H260ZM60 190V189H59ZM66 189L64 188V187H62V189L60 190V195L61 196H63L64 195V193L66 192L65 191ZM92 190V189H91ZM97 190H98V187H97ZM96 190V191H97ZM101 190V189H100ZM103 190H104V188H103ZM102 190V191H103ZM113 190H117V189H113ZM133 190V189H132ZM144 190V189H143ZM158 190V189H157ZM162 190V189H161ZM176 190V189H175ZM180 190V189H179ZM189 190H190V188H189ZM194 190V189H193ZM192 190V191H193ZM254 190H256V189H254ZM68 191V190H67ZM73 191V190H72ZM78 191V190H77ZM99 191V190H98ZM137 191H139V190H137ZM166 190L164 189V191L163 192H165ZM170 191V190H169ZM188 190H186V192H187ZM228 191V190H227ZM257 191V190H256ZM57 192V191H56ZM55 192V193H56ZM80 192H82L81 190H80ZM80 192H79V194H80ZM87 192H88V190H87ZM90 192V191H89ZM92 192V191H91ZM94 192V191H93ZM104 192H105V190H104ZM120 192V193H121ZM142 192V191H141ZM145 192H146V190H145ZM148 192H150V190L148 191ZM152 192H153V190H152ZM155 192V191H154ZM158 192V191H157ZM160 192V191H159ZM158 192V193H159ZM171 192V191H170ZM178 192V191H177ZM180 192V191H179ZM199 192V191H198ZM217 192V191H216ZM54 193V194H55ZM69 193V192H68ZM67 193V194H68ZM83 193V192H82ZM86 193V192H85ZM95 193V192H94ZM97 193V192H96ZM95 193V196L97 195ZM108 193V192H107ZM117 193V192H116ZM134 193V192H133ZM151 193V192H150ZM169 193V192H168ZM181 193H183V191L181 192ZM189 193V192H188ZM193 193V192H192ZM195 193V192H194ZM218 193H220V192H218ZM226 193H228V192H226ZM259 193V192H258ZM66 194V193H65ZM71 194V193H70ZM73 194V193H72ZM76 194V193H75ZM78 194V193H77ZM104 194V193H103ZM106 194V193H105ZM115 193L111 190V192L109 191V195L111 196V197H113V195H114ZM138 194V193H137ZM143 194H145V193H143ZM154 194V193H153ZM160 194H162V193H160ZM167 194V193H166ZM166 194H164V195H166ZM170 194H172V193H170ZM174 194V193H173ZM176 194V193H175ZM175 194H174V197H175ZM178 194V193H177ZM187 194V193H186ZM190 194V193H189ZM198 194V193H197ZM60 195H58L59 197H61ZM81 195V194H80ZM85 195V194H84ZM83 195V196H84ZM100 195V194H99ZM124 195V194H123ZM127 195H129V194H127ZM127 195H125L126 197H128ZM131 195V194H130ZM139 195V194H138ZM150 195H152V194H150ZM163 195V196H164ZM168 195V194H167ZM181 195H183V194H180V196ZM194 195V194H193ZM221 195V194H220ZM223 195V194H222ZM224 195H225V193H224ZM68 196V195H67ZM71 196V195H70ZM98 196V195H97ZM109 196V197H110ZM116 196V195H115ZM121 196V195H120ZM132 196V195H131ZM134 196V199H135V195H133ZM143 196V195H142ZM171 196V195H170ZM179 196V195H178ZM186 196V195H185ZM65 197V196H64ZM100 197H103L104 198V196H101L100 195ZM100 197H99V199H100ZM108 197V198H109ZM118 197V196H117ZM130 197V196H129ZM128 197V198H129ZM147 197H149V195L147 196ZM152 197V196H151ZM155 197V196H154ZM156 197H158V196H156ZM177 197V196H176ZM62 198V197H61ZM73 198H74V196H73ZM75 198H77V196L75 197ZM108 198H106V199H108ZM120 198V197H119ZM123 198H125V197H123ZM131 198V197H130ZM140 198V197H139ZM160 199L162 198V197H159ZM165 198H167V197H165ZM183 198H185V197H183ZM220 198H222V197H219V199ZM226 198V197H225ZM53 199V198H52ZM59 199V201H62V200H60V198H58ZM68 199V198H67ZM70 199H71V197H70ZM118 199V198H117ZM116 199V200H117ZM143 199V198H142ZM154 199H156V198H154ZM153 199V200H154ZM158 199V198H157ZM172 199H174V198H172ZM176 199V198H175ZM214 199V198H213ZM255 199H257V198H255ZM254 199V200H255ZM74 200V199H73ZM79 200H80V198L78 197L77 198V201L79 202ZM97 200V199H96ZM112 201H113V199H111ZM120 200H122L121 198H120ZM124 200V199H123ZM131 199H129V201H130ZM133 200V199H132ZM152 200V201H153ZM167 200H170L169 199V197H168V199ZM181 200V199H180ZM218 200V199H217ZM258 200V199H257ZM260 200V199H259ZM57 201V200H56ZM56 201H54V202H56ZM119 201V200H118ZM162 201H164V200H162ZM263 201V200H262ZM262 201H260V202H262ZM51 202V201H50ZM64 202V201H63ZM62 202V203H63ZM71 202H72V200H71ZM105 202V201H104ZM111 202V201H110ZM132 202V201H131ZM177 202H179V198H178V200H177ZM212 202V201H211ZM218 202V201H217ZM217 202H215V203H217ZM223 202H224V200H223ZM222 202V203H223ZM56 203H58V202H56ZM74 203V202H73ZM72 203V204H73ZM79 203H81V202H79ZM94 203V202H93ZM98 203V202H97ZM100 203H103V201L101 202L100 201ZM130 203V202H129ZM153 203V202H152ZM154 203H155V201H154ZM160 203V202H159ZM163 203V202H162ZM161 203V204H162ZM176 203V202H175ZM207 203V202H206ZM206 203H204V204H206ZM251 203V202H250ZM259 203V202H258ZM41 204V203H40ZM55 204V203H54ZM64 204H65V202H64ZM76 204V203H75ZM96 204V203H95ZM109 204V203H108ZM132 204H133V202H132ZM155 204H157V203H155ZM224 204V203H223ZM261 204V203H260ZM57 205V204H56ZM61 205V204H60ZM66 205V204H65ZM77 205V204H76ZM80 205H82V204H80ZM114 205V204H113ZM158 205V204H157ZM179 205V204H178ZM181 205V204H180ZM201 205H203V204H201ZM49 206V205H48ZM54 206V205H53ZM68 206V205H67ZM83 206V205H82ZM84 206H87V205H84ZM83 206V207H84ZM90 206V205H89ZM134 206V205H133ZM196 206V205H195ZM205 206V205H204ZM206 206H208L209 207V204L208 205H206ZM221 206V205H220ZM251 206V205H250ZM257 206H258V204H257ZM55 207V206H54ZM60 207V206H59ZM65 207V206H64ZM72 207V206H71ZM71 207H70V209H71ZM207 207V208H208ZM251 207H253V206H251ZM63 208V207H62ZM78 208H80V207H78ZM82 208V207H81ZM86 208V207H85ZM117 208V207H116ZM119 208V207H118ZM193 208V207H192ZM196 208V207H195ZM195 208H194V210H195ZM218 208V207H217ZM255 208H256V206H255ZM55 209V208H54ZM61 209V208H60ZM68 209V208H67ZM120 209V208H119ZM181 209V208H180ZM206 209V208H205ZM219 209H220V207H219ZM250 209H252V208H250ZM46 210V209H45ZM49 210V209H48ZM53 210V209H52ZM59 210V209H58ZM66 210V209H65ZM79 210V209H78ZM86 210V209H85ZM84 210V211H85ZM122 210V209H121ZM120 210V211H121ZM192 210V209H191ZM190 210V211H191ZM56 211V210H55ZM64 211V210H63ZM67 211V210H66ZM71 211V210H70ZM187 211V210H186ZM189 211V210H188ZM256 211V210H255ZM45 212V211H44ZM49 212H50V210H49ZM65 212V211H64ZM86 212V211H85ZM108 212V211H107ZM164 212V211H163ZM166 212V211H165ZM182 212V211H181ZM185 212V211H184ZM42 213V212H41ZM47 213V212H46ZM52 214L49 216V228L52 230L53 228H51L52 227V223H53V221H54V219H55V217H54V210H53V212H51ZM66 213V212H65ZM71 213V212H70ZM79 213V212H78ZM83 213V212H82ZM89 213V212H88ZM87 213V214H88ZM102 213H104V212H102ZM102 213H98V212H95V211H90V214L94 217V218H99L100 220H101V218L100 217H103V218H106L107 219V221L109 222L110 221V218L108 217H106V216H104V214L102 215ZM108 213H111V212H108ZM114 213V212H113ZM160 213H162V211L160 212ZM179 213V212H178ZM252 213V212H251ZM64 214V213H63ZM62 213H61V215H63ZM112 214V213H111ZM140 214H142V212L140 213ZM180 214V213H179ZM178 214V215H179ZM192 214V213H191ZM47 215V214H46ZM49 215V214H48ZM60 215V214H59ZM114 215V214H113ZM113 215H111V218L113 217ZM144 215V214H143ZM152 215V214H151ZM161 215V214H160ZM164 215V214H163ZM65 216V215H64ZM63 216V217H64ZM80 216H81V214H80ZM85 216V215H84ZM87 216V215H86ZM110 216V215H109ZM192 216V215H191ZM193 216H194V214H193ZM251 216V214L248 216V217H250ZM62 217V216H61ZM68 217V216H67ZM77 217V216H76ZM138 217V216H137ZM146 217H148V216H146ZM153 217V216H152ZM158 217H159V215H158ZM187 217H189V216H187ZM44 218V217H43ZM46 218V217H45ZM80 218V217H79ZM82 218H83V216H82ZM85 218V217H84ZM83 218V219H84ZM93 218V219H94ZM155 218H157V217H155ZM197 218V217H196ZM252 218V217H251ZM65 219V218H64ZM91 219V218H90ZM106 219H104L105 221H106ZM146 219V218H145ZM160 219H161V216H160ZM159 219V220H160ZM163 219V218H162ZM179 219H180V217H179ZM191 219H193V218H191ZM250 219V218H249ZM248 219V220H249ZM45 220V219H44ZM56 220V219H55ZM58 220V219H57ZM78 219H76V221H77ZM100 220L98 221L99 223H100ZM103 220V219H102ZM112 220V219H111ZM136 220H138V219H136ZM252 221H253V218L251 219ZM61 221H63V220H61ZM65 221V220H64ZM76 221H75V223H76ZM80 221H82V220H80ZM106 221V222H107ZM141 221H142V218H141ZM141 221H139V222H141ZM161 221V220H160ZM189 221V220H188ZM48 222V221H47ZM68 222V221H67ZM71 222V221H70ZM69 222V223H70ZM82 222H84V220L82 221ZM156 222V221H155ZM44 223V222H43ZM46 223V222H45ZM58 223H60L59 221H58ZM74 223V222H73ZM99 223H98V225H99ZM111 223V222H110ZM110 223H109V226H111L110 225ZM136 223V222H135ZM157 223H159V222H157ZM197 223H198V220H197ZM37 224V223H36ZM41 224V223H40ZM54 224V223H53ZM64 224H65V222H64ZM72 224V223H71ZM77 224V223H76ZM79 224V223H78ZM147 224V223H146ZM44 225V224H43ZM42 225V226H43ZM48 225V224H47ZM68 225V224H67ZM81 225V224H80ZM84 225V224H83ZM83 225H81L82 227H84ZM104 225V224H103ZM138 225V224H137ZM142 225V224H141ZM157 225V224H156ZM74 227H75V225H73ZM79 226V225H78ZM108 226V225H107ZM109 226H108V228H109ZM144 226V225H143ZM148 226V225H147ZM152 226V225H151ZM34 227H35V225H34ZM39 227V226H38ZM81 227V228H82ZM113 227V226H112ZM137 226H135V228H136ZM138 227H139V225H138ZM36 228V227H35ZM47 228V227H46ZM55 228V227H54ZM58 228H59V225H58ZM62 228V227H61ZM48 229V228H47ZM68 229V228H67ZM71 229V228H70ZM75 229V228H74ZM83 229V228H82ZM100 229H102V228H100ZM110 229H111V227H110ZM141 229V228H140ZM143 229V228H142ZM145 229H146V227H145ZM38 230V229H37ZM39 230H40V228H39ZM53 230H57V229H53ZM52 230V231H53ZM59 230V229H58ZM61 230V229H60ZM76 230V229H75ZM105 230H106V228H105ZM152 231H154L153 229H151ZM46 231H48V230H45V232ZM64 231V230H63ZM74 231V230H73ZM82 231V230H81ZM83 231H84V229H83ZM67 232V231H66ZM69 232V231H68ZM86 232V231H85ZM107 231H105V233H106ZM143 232H144V229H143ZM151 232V231H150ZM41 233V232H40ZM61 233V232H60ZM72 233V232H71ZM84 233V232H83ZM110 233V232H109ZM137 233V232H136ZM140 233H142L141 231H140ZM155 233V232H154ZM47 234V233H46ZM50 234H51V232H50ZM54 234V233H53ZM80 234V233H79ZM82 234V233H81ZM95 234V233H94ZM150 234V233H149ZM68 235V234H67ZM107 235V234H106ZM110 235V234H109ZM139 235V234H138ZM151 235V234H150ZM149 235V236H150ZM172 235V234H171ZM202 235H204V234H202ZM201 235V236H202ZM206 235V234H205ZM54 236V235H53ZM57 236H59V235H57ZM56 236V237H57ZM63 236V238L64 237H67L66 235H62ZM84 236V235H83ZM87 236V235H86ZM103 236V235H102ZM143 236V235H142ZM170 236V235H169ZM46 237V236H45ZM55 237V236H54ZM89 237V236H88ZM96 237H98V236H95L94 238H96ZM104 238H105V236H103ZM140 237V236H139ZM144 237V236H143ZM146 237V236H145ZM144 237V238H145ZM152 237H154V235L152 236ZM171 237V236H170ZM174 237V236H173ZM49 238V237H48ZM61 238V237H60ZM71 238H72V236H71ZM82 238V237H81ZM90 238V237H89ZM107 238V237H106ZM109 238V237H108ZM143 238V239H144ZM147 238V237H146ZM149 238H151V237H149ZM169 238V237H168ZM172 238V237H171ZM177 238V237H176ZM203 238V237H202ZM46 239V238H45ZM51 239V238H50ZM62 239V238H61ZM84 239V238H83ZM85 239H87V238H85ZM84 239V240H85ZM148 239V238H147ZM146 239V241H145V243L148 241ZM151 239H153V238H151ZM47 240H49V239H47ZM55 240V239H54ZM59 240V239H58ZM71 240V239H70ZM73 240V239H72ZM82 240V239H81ZM80 240V241H81ZM89 240V239H88ZM91 240V239H90ZM138 240V239H137ZM150 240V239H149ZM204 240V239H203ZM46 241V240H45ZM60 241L61 240H59V243H60ZM63 241V240H62ZM67 241H68V239H67ZM76 241V240H75ZM144 241V240H143ZM151 241V240H150ZM205 241H206V239H205ZM208 241V240H207ZM51 242V241H50ZM55 242H57V241H55ZM78 242V241H77ZM106 242H110V241H108V239H107V241ZM199 242V241H198ZM201 242V241H200ZM199 242V243H200ZM49 243V242H48ZM67 243V242H66ZM66 243H65V245H66ZM72 243V242H71ZM137 243V242H136ZM136 243H134V244H136ZM192 243V242H191ZM196 243V242H195ZM37 244V243H36ZM35 244V245H36ZM50 244V243H49ZM52 244V243H51ZM50 244V245H51ZM69 245H67V246H70V241H69V243H68ZM74 244V243H73ZM72 244V246H74ZM95 244H96V242H95ZM104 244H105V242H104ZM144 244V243H143ZM149 244H151V243H149ZM188 244V243H187ZM205 244V243H204ZM38 245H40V244H38ZM42 245H43V248H44V245H46L45 244V242H42ZM54 245L56 246V244L54 243ZM54 245H52V246H54ZM58 245V244H57ZM63 244L61 243V245L60 246H62ZM101 245V244H100ZM137 245V244H136ZM135 245V246H136ZM141 245V244H140ZM145 245V244H144ZM186 245V244H185ZM193 245V244H192ZM192 245H191V247H192ZM207 245V244H206ZM59 246V245H58ZM57 246V247H58ZM107 246H108V244H107ZM197 246V245H196ZM195 246V247H196ZM205 246V245H204ZM46 247H47V245H46ZM50 247V246H49ZM56 247V248H57ZM78 247V246H77ZM95 247V246H94ZM98 246H96V248H97ZM138 247V246H137ZM182 247V246H181ZM184 247V246H183ZM194 247V248H195ZM41 249H43L42 248V246L40 247ZM54 248V247H53ZM60 248V250L62 249L61 247H59ZM75 248V247H74ZM82 248V247H81ZM99 248H100V246H99ZM95 249L96 250V252H100L101 254H105V255H107L106 253L107 252H115V251H112L111 249H110V251H107L106 250V248H104V249ZM111 248V247H110ZM178 248H179V246H178ZM193 248V249H194ZM200 248V247H199ZM208 248H209V245H208ZM52 249V248H51ZM115 249V248H114ZM134 249V248H133ZM181 249V248H180ZM186 249V248H185ZM188 249V248H187ZM201 249H202V247H201ZM206 249V248H205ZM66 250H67V247H66ZM77 250V249H76ZM95 250H92V251H95ZM115 250H118V249H115ZM177 250V249H176ZM191 250H192V248H191ZM195 250V249H194ZM193 250V251H194ZM196 250H197V248H196ZM247 250H249V249H247ZM35 251V250H34ZM45 251V250H44ZM65 251V250H64ZM72 251V250H71ZM70 251V252H71ZM80 251V250H79ZM82 251V250H81ZM85 251H86V249H85ZM133 251V250H132ZM203 251V250H202ZM244 251H246V250H244ZM36 252H37V250H36ZM43 252V251H42ZM50 252V251H49ZM52 252V251H51ZM58 252H60V251H58ZM66 252V251H65ZM64 252V253H65ZM87 252H88V250H87ZM111 252H110V254H111ZM133 252H136V253H138L137 251H133ZM132 252V253H133ZM179 252H180V250H179ZM186 252V251H185ZM184 252V253H185ZM247 252V251H246ZM251 252V251H250ZM249 252V253H250ZM33 253V252H32ZM31 253V254H32ZM53 253H55V252H53ZM75 253V252H74ZM79 253H81V252H79ZM90 253V252H89ZM95 253V252H94ZM135 253V254H136ZM170 253V252H169ZM174 253V252H173ZM183 253V252H182ZM199 253V252H198ZM46 254H47V252H46ZM50 254V253H49ZM52 254V253H51ZM56 254V253H55ZM60 254V253H59ZM69 254V253H68ZM86 254V253H85ZM110 254H109V256H110ZM161 254V253H160ZM164 255H166L165 253H163ZM172 254V253H171ZM175 254H176V252H175ZM244 254V253H243ZM71 255H73V254H71ZM76 255V254H75ZM89 255V254H88ZM94 255V254H93ZM114 255V254H113ZM177 255H178V253H177ZM187 255V254H186ZM189 255H191V254H189ZM247 255H249V254H247ZM252 255V254H251ZM44 256V255H43ZM42 256V257H43ZM46 256V255H45ZM52 256V255H51ZM50 256V257H51ZM82 256V255H81ZM85 256V255H84ZM87 256V255H86ZM90 256V255H89ZM88 256V257H89ZM98 257H99V254L97 255ZM112 256V255H111ZM135 256V255H134ZM174 256V255H173ZM180 256V255H179ZM34 257V256H33ZM40 257V256H39ZM55 257V256H54ZM60 257V256H59ZM66 257V256H65ZM68 257V256H67ZM92 257V256H91ZM105 257V256H104ZM136 257V256H135ZM165 257V256H164ZM163 257V258H164ZM169 257V256H168ZM175 257V256H174ZM173 257V258H174ZM180 257H183V256H180ZM186 257V256H185ZM188 257V256H187ZM186 257V258H187ZM241 257V256H240ZM37 258V257H36ZM44 258V257H43ZM61 258V257H60ZM73 258V257H72ZM90 258V257H89ZM88 258V259H89ZM94 258V257H93ZM110 258V257H109ZM160 258V257H159ZM173 258H171V259H173ZM175 258H178V257H175ZM248 257H246V259H247ZM251 258V257H250ZM40 260H41V258H39ZM38 259V260H39ZM57 259V258H56ZM69 259V258H68ZM67 259V260H68ZM96 259H97V257H96ZM100 259V258H99ZM105 259V258H104ZM162 259V258H161ZM183 259V258H182ZM185 259V258H184ZM240 259V258H239ZM238 259V260H239ZM45 261H46V259H44ZM47 260H49V259H47ZM85 260V259H84ZM95 260V259H94ZM93 260V261H94ZM108 260V259H107ZM157 260H159L158 258H157ZM156 260V261H157ZM164 260V259H163ZM177 261H178V259H176ZM175 260V261H176ZM248 260H250V259H248ZM34 262L33 263H35V260H33ZM42 262H43V260H41ZM44 261V262H45ZM50 261V260H49ZM57 261V260H56ZM59 261V260H58ZM89 261V260H88ZM92 261V260H91ZM93 261L91 262V264L93 263ZM99 261V260H98ZM104 261V260H103ZM106 261V260H105ZM111 261V260H110ZM166 261V260H165ZM169 261V260H168ZM174 261V262H175ZM39 262V261H38ZM51 262V261H50ZM62 262V261H61ZM70 262V261H69ZM95 262V261H94ZM101 262V261H100ZM163 262V261H162ZM178 262H180V261H178ZM188 262V261H187ZM218 262H220V261H218ZM223 262H224V260H223ZM249 262V261H248ZM32 263V262H31ZM41 263V262H40ZM57 263V262H56ZM64 263V262H63ZM88 263V262H87ZM97 263H99V262H97ZM173 263V262H172ZM171 263V264H172ZM194 263V262H193ZM245 263V262H244ZM251 263V262H250ZM42 264V263H41ZM43 264H45V263H43ZM59 264V263H58ZM69 264V263H68ZM95 264H96V262H95ZM108 264V263H107ZM162 264V263H161ZM169 264V263H168ZM179 264V263H178ZM185 264V263H184ZM187 264V263H186ZM247 264V263H246ZM249 264V263H248Z\"/></svg>",
  "mask_w": 264,
  "mask_h": 264
}]
</instances>
